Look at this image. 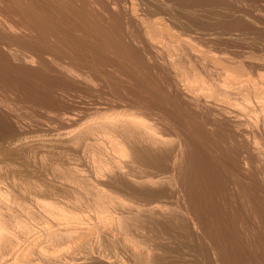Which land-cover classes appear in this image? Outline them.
Segmentation results:
<instances>
[{
	"label": "rangeland",
	"instance_id": "obj_1",
	"mask_svg": "<svg viewBox=\"0 0 264 264\" xmlns=\"http://www.w3.org/2000/svg\"><path fill=\"white\" fill-rule=\"evenodd\" d=\"M128 1L129 0H0V119H1L0 120L1 121L0 122V162H1L0 165H1V167L4 166L7 169V168H9L8 164L13 163L14 165H11V167H15V169H17L18 171H22L23 175L25 174V176H26L25 178L30 176L28 178H29V180L31 179V181L33 183L28 180L29 182H31V184L30 183H26V184L30 185V186L32 185V187L37 185V186H41L43 189L45 186H48V187H50V186L56 187L57 186V188H59V189L60 188L65 189L66 187H67L66 189H68L69 187L67 186V182H66V184H64L62 182H65V180H63V178H64L63 176L66 173H68L70 166H72V165H73L72 167H79L80 166L82 169L85 168V170H88V168H90V166H88V168L86 169L87 166L85 167L84 162L82 161L83 159L80 158L81 154H80V152H78L77 147H74V146L72 147L74 149L76 148L75 151H74V149L72 150V148H70L71 144L68 141L71 139L70 138V137H72L71 135L75 134L78 131L77 129H81V128L83 129L87 126H90V124H92L93 122L95 124L97 123V125H98L99 122L103 123V120H106V119L111 118V117L121 118L122 116L123 117H129V115H130V117L135 116V117H138L139 119L141 118V120H143L144 123H147V125L149 124L150 126L149 125L148 126L152 127L153 130L155 129V131H156L157 128H160L157 130L160 132H157V131L156 132L159 134L161 133L160 134L161 137H164L168 140V138H170V136H171L170 134H172V136L169 140L171 143L170 142L169 143L171 144V146L174 144V147L176 146L175 148L178 147L177 149L179 150V148H180V150H181V151L180 150L178 151L176 149L178 152H181V153H178L179 154L178 155L177 151L175 150L176 153L174 154L175 155L174 161H171L170 163H168V165H169L168 168L170 169L169 170L170 172L168 170H167V172H164V171L161 172L158 169L154 168L153 166H151L149 168L146 166H140L141 168H139L138 170L136 169L137 171H139L138 175L141 173L140 169L143 170V171L141 170L142 175L140 174V176H144V174L146 173V170L148 172H150V170L152 171V170L156 169L153 172H151L154 176L148 172H147V176L149 174H151V176L149 175L148 177H150V178L154 177L152 179V182L153 181L157 182V180H158V182L157 183H155V182L149 183V184L146 183V184H147V186L150 185V187L153 189L154 188L155 189H160V188L162 189L163 188L162 190L166 189V190H164V193H165L164 196L165 197L163 198V195H162V197L161 196L154 197L151 195V193H149V194H145V193L141 194L140 193V194L135 195V193L133 191L126 190L123 185L119 184L118 187H115L113 190L112 189H110V190H112L111 192H114L116 194V195H114V198H117L116 202L118 200L120 201V199H124V200H123V202L120 201V203H118V202L116 203L115 199L113 198V194H112V203L115 202L116 204L114 203L113 204L114 208H112V205L110 206V203H111V201H110L109 206L112 208L111 209L112 211L114 209L113 212L111 211L112 212L111 214H113L116 211L115 209H117V206L122 208V205H123L124 208H122V210H119V208H118L116 211L117 213L115 212L113 214V215H117L118 217L110 215L109 213L108 214L111 216V218L109 216V219L112 221L115 220L116 218H120L121 216L123 217V220L122 219H116L117 221L116 220L114 222L109 221L110 223L108 221H106V224H105V220H103L102 218H105L106 215L108 218V214H100L101 216L99 217L98 216L99 214H96L93 212L97 216L96 217L93 213L87 212L88 210H85L86 211L85 212L84 210L80 209L77 204H73L72 198H70L71 202H70V200H68L66 198L67 202L68 201L70 202V204L67 203V205H69V206H67L65 203L66 199H62L61 200L62 205L60 202V206L62 207L64 204L66 205V206L64 205V207H62L63 209H67L65 207H68V209H70V210H67V211H71L73 208L78 207L76 209H73L71 212H74L75 210H79L77 212L75 211V213L77 214V222H75V223H77V224L79 223V224L78 225L74 224V223H72V225H71V223L69 225L66 224L67 227H69V226L74 227L75 225H76V227L77 226L82 227L81 225H84V223H85V226H83V227L85 229H88V230L81 229V231H83V232L85 231L84 233H86L87 236L86 235H85L86 237L84 236L86 239L83 238V236H81L83 233L81 234V231H79V229H77L76 231H79L80 235H79V233H77L78 235L73 234L74 236H72V237H74V238H71V240L66 238L65 241H63V243L60 244L61 247L57 246L56 249L55 248H53L51 250L49 249L50 250V252L48 250L49 254L54 252L53 255L51 254L50 256L54 257V254H56L55 256H58L57 258L60 257L61 260L64 259V261H65L67 259L65 261L66 263L62 260V263H65V264H67V263L68 264H75V263L76 264H82V263L83 264H118V263L119 264H131V263L132 264H153V263L154 264H223L224 263L225 264L227 261L228 262L226 264H264V197H263L264 196L263 195L264 194V191H263L264 190V176H263L264 175V147H263L264 146V139H263L264 138V130L263 129L264 128L263 127L264 126L261 127V124L264 122V120H262L263 121L262 123H258V121L263 119V117L258 115L259 112L256 115L257 107L254 105V103L253 104L251 103V104L254 105L256 108H254V106H252V105H249V106H252L251 108L246 106L247 112H248L247 113L245 111L246 110L245 105H242V103H241L243 101L237 97L238 100H240V101H238L237 98L235 97L234 104L237 101V103L235 104L236 106L233 104V100L231 101V103H230V101L229 102L227 101V102H228V106L230 104V107L233 105L235 107H237V108H235V107L234 108L238 109L239 113H238V110H235L234 108H233L234 110L231 109L232 107L231 108L229 107L230 109H228V110L233 111L235 113H238V114H236L237 116H239L238 118H241L242 117L241 114H243V111H245L247 113V115L244 112V114H243L244 119L243 118H241V119H243L244 121L246 120L245 123L246 122L247 123L245 124L243 120L242 121L240 120L241 121V124H240L239 119L237 118V120H236L235 117L234 118L229 117V119H231V121H230V120H228L227 115L221 113L220 105L215 104L216 105L215 106L213 103V100H211L209 98L211 101L210 102L208 100V97H207V99H205L206 95H209V93H210V92L208 93L207 91H209L211 89L214 90V88L212 86L213 83H211V82H219V80H221V78L223 81L226 79V76L227 77L229 76L227 74L228 72L224 73L223 71H220L222 69L223 63H222V61L221 62L217 61L215 59V57H218V55H219V57L222 55L221 57H223V58L226 56H227V58L239 56V58L240 57L241 58L240 59L238 58V60H242V61H245V60L249 61L250 60L253 62H257L258 59H260V58L262 59V57H264V42H263L264 41V39H263L264 38V25H263L264 24V13H263L264 12V6H263L264 3H263V0H262V2L260 0L259 1L258 0H251V1L250 0L249 1H247V0H234V1L233 0H220V4L217 5L218 8H216L217 10L214 8V10H216L217 12L214 11L213 9H211V7H209V8L207 7V8H203V11H200L202 9L198 10L200 13L197 12V10H196L195 13H197V14L192 13L193 16L189 13H186V12L184 13L182 11H178V10L174 9L173 10L174 15H171V17L165 16V15H162V17H161V15L157 16V17H161L164 21H166V22H164V21L163 22L166 23L164 25H167L166 28L169 31V32L167 31L166 34L162 35L161 37H159V36L157 37L154 34L150 35L149 31L151 29L150 30L147 29L148 28L147 25L150 24V20L147 18H149L151 16V15L149 16V14H151L149 12L153 11V8H151V10L149 9L150 11L147 9L149 12H146L147 13L146 14L145 11L143 12V10H142L143 6H138V8L135 6L138 4L141 5L140 4L141 1H140V3H138L139 0H133L136 2L135 3L132 0H130L132 2V4H134L133 5L134 7L132 6V4H130L131 2L130 1L128 2ZM124 2H125V4H123ZM126 4H127V6H126ZM122 6H124V7H122ZM131 6L133 7L132 9H131ZM135 7L137 9L136 12H138L139 14L133 11V9L135 10ZM228 7H229L230 13L228 12ZM230 7H232V8L234 7V8L230 9ZM125 8H126V10H125ZM138 9H141V10H138ZM208 9L209 10L211 9V11H208ZM114 10H117V11H114ZM231 10H234V12ZM130 11H133L136 14V16L132 15L133 12H130ZM210 12H213V13L210 14ZM175 13L178 15L180 14L179 16H181V15L182 16L178 18V15H176ZM122 14H123V16H122ZM198 14H200L201 16ZM238 14L240 16H238ZM185 15H186V17H184ZM145 16H146V18H145ZM216 16H217V18H216ZM235 16L236 17L238 16L240 18L239 19L237 17L242 25H244V26L247 25L245 27L246 29L244 27H242V25H239V27L241 26L240 28L237 27L238 25L233 26L232 22L235 20H238ZM241 16H244V17H241ZM134 17H135V19H134ZM142 17H144V19ZM167 17H169V18H167ZM229 17H231V18L229 19ZM125 18H127V19H125ZM140 18H142L143 20L142 19L140 20ZM186 18H187V20H186ZM145 19H147V20H145ZM171 19H175V20H171ZM194 19H197V20H194ZM138 20H139V22H138ZM202 20H204V21H202ZM119 21H121V22H119ZM144 21H145V23H144ZM146 21H147V23H146ZM188 21H190V22H188ZM191 21H193V22H191ZM220 21H222V22H220ZM127 22H128V24H127ZM177 22H180V23H177ZM227 22H228V25L231 26V28H232V26L235 28L231 29L230 26H228V25L226 27ZM247 22L248 23L252 22V24L251 23L247 24ZM254 23H256V24H254ZM258 23H260V24H258ZM142 24H143V26H142ZM198 26H199V28H198ZM139 27H141V28H139ZM212 27H214V28H212ZM224 27H226V28L224 29ZM228 27L230 29L229 31H228ZM236 27L239 29H237ZM247 28H249V29H247ZM170 30H171L172 34H171ZM174 33H175V36L177 37L176 39L178 40V38H180L181 39V40L179 39L180 41H177L175 39ZM236 33H237V36H236ZM240 34H242V35H240ZM258 34H259V36H258ZM185 36H186V38H185ZM192 36L194 38H192ZM235 37H237L238 40ZM216 38H217V40H216ZM232 39H234V40H232ZM190 40L194 44L191 43ZM169 42H171V45H169ZM181 42H183V43L181 44ZM172 43H174V44L176 43L175 47H173L174 45ZM177 44H178V46H176ZM189 44H193V45H191V47H190ZM107 45H109V47ZM187 45H188V47H186ZM148 46H150V47H148ZM169 46H171V50L169 49L170 48ZM181 46L186 47V49L188 48V50L192 49L193 47L194 48H193V50H190L188 53V50H186V49L184 50V47L182 49ZM130 47H131V49H130ZM141 47H142V49H140ZM147 47H148V49H147ZM173 48L174 49L177 48L178 50L180 48L182 49V50L181 49L179 50L180 52L179 51L175 52L176 57L174 55H172L173 54V51H172ZM131 50H132V53H131ZM135 50H137V51H135ZM195 50H197V51H195ZM210 50H212V51H210ZM150 51H151V54H150ZM181 51H182V53H181ZM185 52H187L189 54L188 55L186 53L188 56H190V55L193 56L194 54L192 52H194L196 55L193 56V58H192V56L188 57L187 55H185ZM196 52H198V53H196ZM242 52L245 54H243ZM178 53L179 54L184 53V54L179 55ZM201 53L203 54V56ZM215 53L217 55H215ZM129 54H131L132 56ZM168 54H170L171 56ZM210 54H212V55H210ZM32 55H33V57H32ZM178 55L180 56V61L177 58V57H179ZM25 56H26V58H25ZM147 56H148V58H147ZM169 56L172 58L170 59ZM186 56L188 57L187 58L188 60L186 59ZM201 56H202V58H201ZM209 56L210 57L212 56V57L210 58ZM213 56H215V57H213ZM183 57H184V59H183ZM194 57H195V59H194ZM51 58H53V59H51ZM54 58L56 59L55 60L56 62L53 61ZM175 58H177V59H175ZM169 59L172 61L169 62ZM191 59H193L194 62L196 60V62L192 63L193 60H191ZM197 59L200 62L202 61L204 63V61H205L206 63L203 64L201 62L202 64H200L199 62H197ZM256 59H257V61H256ZM174 60L175 61L177 60L176 63L183 62L182 65L179 64L181 67L178 66ZM181 60H184V61H181ZM206 60L209 61V63ZM189 61L191 62V64ZM58 62H60V63H58ZM172 62H174V63H172ZM217 62H218V64H217ZM69 63H70V65H69ZM210 63L211 64L213 63L212 64L213 70H212V67H210V66H212V65H210ZM219 63H222V64L219 65ZM138 64H140V65H138ZM144 64H145V66H144ZM153 64H155V65H153ZM183 64L186 65L185 67H187V68H185ZM192 64H193V66H192ZM199 64L202 65L201 68L202 67L204 68V66H206V64H207L206 71H204L205 68L204 69L202 68V70H201L200 66L199 67L197 66ZM85 65H87L88 68ZM216 65H218V66L215 67ZM62 66H65V67H62ZM177 66H178V68L184 67L186 71L183 69H180V68L178 69ZM59 67H61V68H59ZM93 67L96 69L94 70ZM194 67H195V69H194ZM208 67H210V70L212 72L209 71ZM214 67H215V69H214ZM72 68H73V70H72ZM148 68L149 69L151 68V69L149 70ZM175 68H176V70H175ZM142 69H143V72H142ZM197 69H198V71H197ZM82 70H84L85 73H84V71L82 72ZM96 70H97V72H96ZM179 70H181L182 72ZM214 70L215 71L217 70L218 72H215ZM174 71H177V74H175L176 72H174ZM193 71H194V73L195 72L196 73L192 74ZM203 71H204V73H202ZM207 71H209V72H207ZM213 71L215 72L216 75L214 74ZM197 72H199V74L202 73V75L200 74L201 76L199 77L198 76L199 74ZM210 72H211V74H210ZM219 72H220V74H218ZM222 72L224 73V75ZM65 73H67V74H65ZM68 73H70V74H68ZM98 74H99V76H98ZM172 74L175 76H173ZM196 74H198L197 75L198 78L196 77ZM204 74H206V75H204ZM225 74H226V76H225ZM76 75H78V76H76ZM147 75L150 77H148ZM159 75H161V76H159ZM97 76H98V79H96ZM206 76L208 78H206ZM215 76L218 77V78L216 77L218 80L215 78ZM223 76H225V79L223 78ZM67 77H68V79H67ZM101 77H104V79ZM139 77H142V78H139ZM147 77H148V79H147ZM155 77H156V79L158 78L157 81L160 80L161 83L160 82L158 83L156 81ZM172 77H173V79H172ZM183 77L185 79H183ZM195 77H196V81L193 80V79H195ZM201 77H203L205 79L202 82H200L201 81L200 79H203ZM210 77L212 79H210ZM197 79H199V80H197ZM101 80L103 82L105 80L106 81H105V83H103V82H101ZM147 80H149L150 82H148ZM189 81H191V84ZM206 81H207L208 85H206L207 83H203ZM94 83H96V84H94ZM200 83H203V85L205 84L207 88L205 87V85L200 86ZM159 85H161V86H159ZM194 85H196L195 88H194ZM153 87L155 90L153 89ZM174 87H175V89H174ZM199 87L200 88L205 87V88L201 90ZM167 88H169V89H167ZM178 88H179V90H178ZM142 89H144V90H142ZM159 89H160V91H163L162 94L159 91ZM176 89H177V91H176ZM199 89L201 91L206 90V91H204V94H205V92H207L208 94L206 93L205 97H203L204 96L203 92H201ZM171 90L173 92H171ZM192 90L194 92V95L197 92H198L197 95L199 94V92H201L199 94V96L200 95L201 96L199 97L198 101L195 99L197 97H195L194 95L192 96V94L190 93V91H192ZM147 91H148V93H147ZM153 91L154 92L156 91V92L154 93ZM141 92H143V93H141ZM145 93H146V95L148 94L147 95L148 98L146 97ZM188 93H190V94H188ZM116 94H118V95H116ZM177 94H179V95H177ZM139 95H141L142 97L141 96L139 97ZM161 95L163 96V98H161L162 97ZM170 95L172 97H170ZM187 95H188V97H187ZM117 97H120V98H117ZM123 97H125V98L127 97L126 98L127 100L123 99ZM131 97L132 98L134 97V98L132 99ZM137 97H138V99H137ZM181 97H183V98H181ZM89 98L93 99V101L90 100ZM221 98H222V96H221ZM163 99H164V101H163ZM222 99L226 100L225 98H222ZM130 100L132 101V103ZM138 100L140 103L138 102ZM194 100H196L197 102ZM202 100L203 101L205 100V102H203ZM98 101L101 102V104ZM199 101H201L200 103L202 105L199 103ZM144 102H146V103H144ZM143 103H144V105H143ZM167 103H169V104H167ZM178 104H179V106H178ZM245 104H247V103H245ZM167 105H169V106L167 107ZM174 105L175 106L177 105L178 107L182 106L183 108L182 107H180V109L177 107L175 108ZM186 105L188 108L186 107ZM210 105H212V107ZM147 106H149V107H147ZM213 106H215L216 108ZM228 106H226V103H225V105H223V107H228ZM193 107H194V109H193ZM120 108H122V109H120ZM144 108H145V110H143ZM199 108H200V110H199ZM211 108H213V109L215 108L216 110L215 109L213 110ZM189 109H191V110H189ZM119 110H123V111H119ZM108 111H110V112H108ZM133 111H135V112H133ZM167 111H168V113H167ZM202 111H204V113ZM207 111H208V116H207ZM90 112H92V113H90ZM187 112H188V114H187ZM211 112L212 113L214 112V113L212 114ZM252 112H254V113H252ZM195 113L199 117L196 116ZM217 113L219 115L221 114L220 116L223 118L222 123L224 122L225 126L228 125L227 123H230L227 126L228 129L229 128L231 129L234 127L233 129L235 131H232V129L231 130L229 129V130L231 132L235 133L234 135H236V139L238 138V140H237V142H235V144H237L238 146L240 145L239 147H241L240 148L241 152L238 151V153H237L238 160L236 159L237 157H235L234 159H236V160L233 161L230 159V157H229V159H228V157H225L226 154L224 155L223 153L222 154H219L220 152L218 153V145L216 143V138L213 135L214 129L217 130V128H215L216 122L213 123V121H216V119L220 118L219 122H221L222 118ZM251 113H252V115H251ZM78 114L80 116H78ZM253 114H255L254 115L255 117L253 116ZM3 115H4V117H3ZM249 115H250V119H245V116H246V118H249V117H247ZM189 116H191V117H189ZM214 116L216 117V119H214L215 118ZM251 116H252V118H251ZM256 116H257V118H256ZM171 117H173V119ZM195 117L196 118L198 117V119H196ZM86 118H88V119H86ZM224 118H226V119H224ZM175 119H176V121H175ZM208 119H209V121H208ZM184 120L188 121L187 122L188 124ZM190 121L195 122L196 124H198V126L196 124H194L193 122L191 123ZM150 122H152V123H150ZM205 122H206V124H205ZM235 122L238 123L239 125L236 124ZM252 122L253 123L255 122L257 124H253ZM76 123H77V125L74 126ZM101 123H99V124H101ZM231 123H233V124H231ZM185 124H187V125H185ZM192 124H194V125H192ZM234 124L236 126H234ZM258 124L260 125V127ZM184 125L186 126V129H185ZM211 125H212V127L209 128V126H211ZM230 125H231V127H229ZM241 125H243V126L249 125V126H246L247 127V129H246L245 126L243 127ZM250 125L251 126L252 125H256V126L258 125V127H257L258 129H256L255 126L251 127ZM263 125H264V123H263ZM91 126H93V125H91ZM191 126H194V127L196 126V128L202 126L203 129L206 128L205 132L207 131V133L209 134L210 137H212V139L215 138V140H214L215 142L213 140L210 141V139L208 141H205V142H209V145H207L205 143L206 145H204V150H206V153H208V155L211 156V158L214 160V163L216 161L215 164H217V163L220 164V166H219V164H217L219 166L218 170H220L222 168L221 166H223V168L220 171H218V173L220 172L219 177L222 181L225 182V184L222 185V187H221L220 191L222 193L220 192V196L218 195V197H217L218 199L220 197L223 202L221 200H219V203H218V199H216V201H215L217 206L220 205L219 206L220 212H221L220 215H214V214L204 215L202 213L200 214L199 210H197L198 208L194 204L195 201L190 200V199H194L191 195L193 193L192 190H190L191 187L188 186L187 185L188 183L186 182V180L182 179V177H181L182 170L184 168V159L183 158H185V153H187V150H188V147L190 144L189 141L191 140V137H192L191 131H192V129H194V127H191ZM174 127H175V130H174ZM177 127H178V129H177ZM188 127H191L192 129H190ZM261 128L263 131L261 130ZM72 130L74 131V133ZM239 130H240V132H239ZM260 130L262 132H259ZM173 131H175V132H173ZM210 131H212V132H210ZM219 131H220V129H219ZM67 132H68V134H67ZM167 132H168V134H167ZM253 132H254V134H253ZM258 132H259V134L261 133L263 136L261 134L259 135ZM164 133H166V134L164 135ZM181 135H182V137H181ZM178 136H180L181 138ZM66 137H67V139H69L68 141L66 140ZM187 137L189 140L187 139ZM61 140H62V142H61ZM48 141H49V143H48ZM187 141L189 142V144L187 143ZM244 141L248 145H246ZM256 141H257V144L256 145L253 144V142H256ZM65 142H67V144ZM175 142H176V144H175ZM227 142H228V140H226L224 143L227 144L228 146L229 145L231 146L233 144L231 141H230L231 144L229 142L228 143ZM243 142H244V144H243ZM185 143H187V144H185ZM210 143L213 145H211ZM47 144L49 146L50 145L51 146L49 147ZM64 144H65V146H64ZM69 144H70V146H69ZM214 144H216L217 146L214 147ZM250 144L254 148H252ZM141 145L145 146L144 144H140L139 146L142 147ZM219 145H221V144H219ZM244 145H246L248 147L245 148ZM205 146H207L210 151ZM209 146H213L214 148L209 147ZM242 146H244V148ZM51 147H52V149H51ZM64 147H66L70 151V152L68 151L69 155L65 151L66 148H64ZM242 148H243V150H242ZM261 148H263V149H261ZM22 149H23V151H22ZM47 149H49V150H47ZM55 149H57V150H55ZM59 149H60V151H59ZM61 149H62V151H61ZM215 150H216V152H215ZM255 150H257V151L255 152ZM12 151L15 154H13ZM39 151H41V152H39ZM182 151H184V152H182ZM247 151H250V152H247ZM10 152L12 153V156H10V154H11ZM23 152H24V154H23ZM74 152L77 154H75ZM29 153H30V155H29ZM70 153L73 154L75 157H77L76 155H78L79 157H77V158H79V159L76 158V161H74L75 157L72 155L73 157L71 156V158H70V155H71ZM183 153H184V155H183ZM239 153H241V154H239ZM249 153L251 154L249 156L250 158L247 157V159H246V155L248 156ZM252 153H253V157H252ZM259 153L261 155L262 154L263 155L261 156ZM21 154H23L24 157ZM218 154L221 156H219ZM32 156H34V157H32ZM51 156L53 159L51 158ZM179 156H180V158H179ZM30 157H32V158H30ZM66 157H68L69 159ZM257 157H258V159H257ZM72 158H73V160H71ZM240 158H242V159H240ZM220 159L222 161L223 160H226V161H224V163H222V162H220ZM66 160L69 162H67ZM79 160L82 161V163H83L82 166L78 165L81 163V162H78ZM127 160H128L127 157H122V161L125 164L128 163ZM176 160H177V162H175ZM242 160L244 163H246L245 162L246 160H248V161L250 160V162H248L247 164L244 165V163L241 162ZM253 160L254 161L258 160V161L254 162ZM27 161L29 162V165H28ZM51 161H53L55 163H53ZM70 161H73V163L75 162L74 164H76V165H74L73 163L70 164ZM238 161L240 162L239 163L240 165L238 164ZM56 162L58 163V165L60 167L57 165H56L57 167L55 166V164H57ZM172 162H173V166L171 164ZM226 162H227V164L228 163L229 164L227 165ZM66 163H69V164H66ZM234 163H236V164H234ZM256 163L258 165H256ZM47 164H48V166H47ZM50 164H51V166H53V167L55 166V167L50 168L51 167ZM52 164H54V165H52ZM174 164L176 166H174ZM24 165H27V166H24ZM42 165H44V167H46L47 169L43 168ZM67 165H68L69 169L65 167ZM128 165L131 166V164H128ZM253 165H255V166H253ZM38 166H40V167H38ZM62 166H63V168L64 167L66 168L65 171L61 172V174H63V176H61L59 174L60 172H58L59 170L60 171L64 170L62 168ZM129 166L127 167V169L130 168ZM135 166L139 167L138 165H135ZM170 166L172 167V169ZM232 166L235 170L233 168H231ZM4 167H3L2 171H6V169ZM36 167H37V169H36ZM58 167L62 168V169H59ZM142 167L143 168L146 167V168L143 169ZM261 167H263V168H261ZM55 168H58L59 170L55 169ZM229 168H230V170H229ZM92 169H89L88 171L90 172ZM105 169L107 171L105 174H108L110 169L107 167H104L102 172H105L104 171ZM244 169H245V171H244ZM51 170L52 171L58 170L57 171L58 173L55 171V173L52 172V174H51V172H49ZM157 170L166 176H164L162 174H160V175L156 174V173H159ZM27 172L29 174L28 176L26 175ZM34 172H35V174H34ZM231 172H232V174H230ZM260 172H262V173H260ZM57 174H58V176H57ZM240 174H241V177H240ZM47 175H48V177H47ZM59 175L62 177V181H61V177ZM156 175H159V176H156ZM49 176H51V177H49ZM54 177L59 178L61 182L58 183L57 181L59 179L58 180H57V178L53 179ZM165 177H166V180H164ZM167 177L169 180H172L174 182V184H172L173 183L172 181H169V184H168ZM180 177H181V179H180ZM51 178L53 181L51 180ZM237 178L243 179V180H240V182H241L240 186L238 185L239 183L237 184V182L239 181ZM246 178H247V180H246ZM44 179L46 180V182ZM130 179L132 181L133 180H137V181L135 183V181L132 182V181H130ZM235 179H237V181ZM259 179H260V182H259ZM39 180H40V182H39ZM162 180H164L165 183ZM182 180L184 181V183L186 182V184L182 183ZM128 181L131 184L139 186L138 182L141 180L129 178ZM159 181H160V184H159ZM7 182L9 184V181H7ZM35 182H37V184ZM54 182H55V185L57 184L56 186L53 185ZM46 183H47V185H46ZM61 183L65 185V188H63L64 185L61 186L62 185ZM230 183L231 184L233 183V184L231 185ZM245 183L247 185L246 188H245V186H246ZM8 184H7V186L3 184L2 187L6 186L4 188L6 190H8V193H10L12 191V189H15V188L13 187L12 183H10L11 184L10 186ZM16 184H19V182ZM34 184H36V185H34ZM48 184H50V185H48ZM152 184H155L154 187L152 186ZM241 185H245L244 186L245 189ZM165 187H167V188H165ZM4 188H2V189L5 190ZM9 189H10V191H9ZM185 189H188V192ZM189 190L191 192H189ZM249 190L251 191V193ZM248 191H249V193H248ZM260 191H263V192H260ZM166 192H167V194H166ZM227 192H229V193H227ZM246 192L248 195L246 194ZM11 193L13 194L14 192L12 191ZM224 194H226V195H224ZM251 194H253V195H251ZM189 195H190V197H189ZM228 195L230 197L229 199H227ZM118 196H120L121 198ZM221 196H223V197H221ZM246 196H248L249 198ZM251 196L255 199L250 200ZM240 197L242 198L243 201L241 200ZM28 199H29V197L26 199V201L24 199L25 205H29L30 202L33 203L32 200H30V199L28 200ZM40 199H42V196H40ZM226 199H227V201L224 202V200H226ZM126 200L128 201V203H129V201H131V203H129V204H130V206H133L134 210L133 209H131V210L126 209L125 210V204H127V202L125 203ZM183 200H185V201H183ZM253 201H254V203H253ZM259 202H260V204L263 203V204H261L262 206L258 205ZM32 203H31V205L33 206ZM71 203L75 207L71 206ZM121 203H123V204H121ZM136 203H137V205H136ZM246 203H247V205H246ZM129 204L126 205V208L129 207ZM148 204H151V205L149 206ZM114 205H117V206H114ZM134 205L136 207H134ZM156 205H157V207H156ZM225 205L228 207H226ZM70 206L73 208H71ZM138 206H140V207H138ZM147 206H148V208H147ZM153 206H155L156 210H155V208L153 210ZM137 207L143 208V210L137 209ZM190 207H192V208L190 209ZM257 207L261 208V211H258L260 209ZM129 208H132V207H129ZM150 208H152V210ZM223 208H225V209H223ZM144 209H146L148 211H146ZM80 210H81V213H83V215L86 217V219L84 217H82L81 213H78V212H80ZM189 210H190V212H189ZM255 210H257V211H255ZM20 211H21L20 209H18L19 213H17L15 211L17 213V217L19 219L26 218V217H24V214H20L21 213ZM118 211H120L121 213H123V212L124 213L123 214L120 213V217H119ZM130 211H131V213H130ZM140 211H142L141 216L140 215L136 216L138 214V212H140ZM191 211H194V212H191ZM195 211H198V213ZM134 212H137V213L134 215ZM149 212L152 213V214L150 213L151 216L149 214H147ZM86 213H87V215H86ZM89 213H91V214H89ZM125 213L127 215L129 214V215L134 216V217H139V220H137L138 218L135 219L129 215H128V218H126L127 215L124 216ZM144 213H145V215H144ZM187 213H188V215H187ZM222 213H225V214H222ZM18 214H20V215H18ZM39 214L40 215L36 214V216H38L36 221H38L39 223H41V222L46 223L47 222L49 224L52 223V225H55V224L58 225V223L64 218V216H63V218L60 217L61 220L59 221V220L51 219V217L49 218L47 215H42L43 213H39ZM66 214H69V213H66ZM66 214H65V216H68ZM76 214H73V215H75V217H76ZM79 215H81V216H79ZM89 215H91V216L93 215V218L91 216L88 218L92 219L96 223V226L98 225L99 227L98 226L97 227L100 228V230L98 231V228L95 226L97 228L98 234H100L99 232H101V234L99 236L97 233L94 234L96 232L95 229H94L95 232L92 231L93 228H95L94 227L95 223L92 221V223H93V226H92V224L90 222L91 220L87 218V216H89ZM39 216L42 218H39ZM46 216L48 217V219H46ZM69 216H71L72 220L76 221L75 219H73L74 217L72 216V214H69ZM78 216L82 217L83 220L85 219L86 222L84 220L83 221L84 223L81 224L82 219L78 218ZM165 217L167 219H164ZM95 218H97V219H95ZM100 218L103 221V222L101 221L102 223L100 222V220L98 221V219H100ZM107 218H105V219L109 220ZM140 218H141V220H140ZM41 219H43V220H41ZM49 219H51V222H49L50 221ZM57 219H59V218L57 217ZM65 219H63L64 221L60 222L61 225L62 224L65 225ZM78 219L81 220V223H80V220H78ZM87 219L90 221H87ZM125 219H126L127 223L129 222V219L131 222L136 220L133 223H138L137 225L139 227L132 226L131 224H133V223L130 224L131 226L129 224H126V222L124 221ZM133 219H135V220H133ZM52 221L53 222L55 221L57 223L54 222V224H53ZM122 221H124V223H122ZM87 222H90V223L87 224ZM98 222H99V224H98ZM119 223H121L122 225ZM43 224L44 223H42L41 225H43ZM139 224L141 225V227ZM41 225L37 224V226H39V227H37L39 230L41 228L43 229V227L46 224H44L43 226H41ZM61 225H59L60 228H61ZM64 225H62V227L66 228V226L64 227ZM108 225H110V226H108ZM87 226L88 227L90 226V227L88 228ZM117 226L119 228H122L121 226H123L127 230L124 229L125 231H123V228L119 229V228H117ZM136 227H137V229L139 228L138 229L139 231L136 229ZM136 230L138 231V233H136L137 232ZM89 231L90 232L92 231V233H90ZM119 231H123V232H119ZM87 232H89V233H87ZM88 234L93 235V236L95 235L94 237H96L97 240L95 238H93V236L90 237ZM133 234H134V236H133ZM143 234L144 235L146 234L145 237ZM129 235H130V238H129ZM136 235H137V237H136ZM77 236H79V237H77ZM88 236L90 237V239L87 238ZM138 236H139V238H138ZM154 237L156 239H154ZM78 238H81V239H79V241H74L75 239L78 240ZM92 238H93V240H92ZM98 238H99V240H98ZM82 239H84L85 241L83 240L84 242H82ZM87 239H89V241ZM80 240H81V242H80ZM90 240H91V242H90ZM93 241H97V242L99 241V242L94 243ZM134 241H136V242H134ZM75 242H77L78 244L76 243L77 244L76 245ZM87 242H88V244L90 242V244L88 245ZM83 243H85V244H83ZM144 243H145V245H144ZM65 244H66V246H65ZM141 244H143V245H141ZM146 245H148V246L146 247ZM63 246H65V248H63ZM139 246H140V248H139ZM124 248L127 250H125ZM80 250L81 251L83 250L82 251L83 253ZM78 251H80V252H78ZM127 251H128V253H127ZM86 252H88V253H86ZM101 253H102V255H101ZM151 255L153 256V258ZM113 256H114V258H113ZM115 256H116V258L117 257L118 258L115 259ZM121 256H122V258H121ZM149 256H151V257H149ZM154 256H156V257H154ZM159 257H160V259H159ZM72 258H74L76 260V262L72 261V260H74ZM70 259H72V260H70ZM93 259L94 260L98 259V260L93 261ZM88 261H89V263H88ZM113 261L115 263H113ZM155 261H157V262H155Z\"/></svg>",
	"mask_w": 264,
	"mask_h": 264
},
{
	"label": "bare ground",
	"instance_id": "obj_2",
	"mask_svg": "<svg viewBox=\"0 0 264 264\" xmlns=\"http://www.w3.org/2000/svg\"><path fill=\"white\" fill-rule=\"evenodd\" d=\"M130 1V0H129ZM128 1V2H129ZM133 1V0H132ZM140 1H141V3H140ZM234 1V0H233ZM247 1H249V0H247ZM251 1V0H250ZM259 1V0H258ZM261 2H262V0H260ZM109 2V1H108ZM111 2V1H110ZM121 2V1H120ZM131 2V1H130ZM133 2H135V1H133ZM241 2V1H240ZM239 2V3H240ZM245 2V1H244ZM255 2V1H254ZM116 3V2H115ZM136 3V2H135ZM138 3H140L141 5H135L137 8H138V6H143V12L145 11V13L146 12H149L150 10H151V8H153V11H150L149 13H151V14H149V18H147V19H149L150 20V24H148L147 25V29H151L150 31H149V33H150V35L151 34H154L155 36H159V37H161L162 35H165L166 34V32L168 31V29L166 28V26L167 25H164V24H166V23H164V22H166V21H164L161 17H162V15H165V16H169V17H171V15H174L173 14V10L174 9H176V10H178V11H182V12H186V13H189V14H191L192 16H193V14L192 13H195L196 12V10H197V12H199L198 10H200V9H202V10H200V11H203V8H209V7H211V9H213L214 10V8L216 9V8H218V6L217 5H219L220 4V0H139L138 1ZM237 3V2H236ZM263 3H264V0H263ZM114 4V3H113ZM118 4V3H117ZM123 4H125V2L123 3ZM130 4H132V2L130 3ZM238 4V3H237ZM255 4V3H254ZM108 5V4H107ZM134 4H132V6H133ZM256 5V4H255ZM126 6H127V4H126ZM131 6V9L134 7H132ZM239 6V5H238ZM264 6V5H263ZM122 7H124V6H122ZM136 7H135V10L133 9V11L134 12H136ZM232 7H230V9H231ZM234 8V7H233ZM232 8V9H233ZM240 8V7H239ZM257 8V7H256ZM117 9V8H116ZM128 9V8H127ZM130 9V8H129ZM149 11H148V10ZM211 9L209 10L208 9V11H211ZM250 9V8H249ZM125 10H126V8H125ZM138 10H141V9H138ZM206 10V9H205ZM217 10V9H216ZM216 10H214V11H216ZM235 10V9H234ZM234 10H231V11H233L234 12ZM114 11H117V10H114ZM133 11H130V12H133ZM245 11V10H244ZM133 12V14L132 15H135L136 16V14ZM140 12V11H139ZM217 12V11H216ZM227 12V11H226ZM225 12V13H226ZM228 12L230 13V11H229V7H228ZM232 12V13H233ZM114 13V12H113ZM119 13V12H118ZM136 13H138V12H136ZM200 13V12H199ZM204 13V12H203ZM213 12H210V14H212ZM219 13V12H218ZM237 13V12H236ZM264 13V12H263ZM131 14V13H130ZM129 14V15H130ZM139 14V13H138ZM142 14V13H141ZM140 14V15H141ZM147 14V13H146ZM176 14V13H175ZM195 14H197V13H195ZM205 14V13H204ZM114 15V14H113ZM127 15V14H126ZM159 15H161V17H157V16H159ZM176 15H178V14H176ZM180 15V14H179ZM178 15V18L179 17H181V16H179ZM198 15H200V14H198ZM203 15V14H202ZM222 15V14H221ZM220 15V16H221ZM234 15V14H233ZM247 15V14H246ZM122 16H123V14H122ZM138 16V15H137ZM188 16V15H187ZM196 16V15H195ZM201 16V15H200ZM229 16V15H228ZM227 16V17H228ZM231 16V15H230ZM238 16H240L239 14H238ZM237 16V17H238ZM118 17V16H117ZM140 17V16H139ZM169 17H167V18H169ZM177 17V16H176ZM184 17H186V15L184 16ZM190 17V16H189ZM203 17V16H202ZM213 17V16H212ZM225 17V16H224ZM236 17V16H235ZM236 17V18H237ZM241 17H244V16H241ZM246 17V16H245ZM143 19H144V17H142ZM142 18H140V20L142 19ZM145 18H146V16H145ZM183 18V17H182ZM204 18V17H203ZM216 18H217V16H216ZM231 17H229V19H230ZM239 18V17H238ZM237 18V19H238ZM247 18V17H246ZM121 19V18H120ZM125 19H127V18H125ZM134 19H135V17H134ZM142 19V20H143ZM147 19H145V20H147ZM199 19V18H198ZM240 19V18H239ZM239 19L238 20H235V21H233L232 22V24H233V26L234 25H238L237 27H239V25H242L241 23H240V21H239ZM243 19V18H242ZM137 20V19H136ZM168 20V19H167ZM171 20H175V19H171ZM186 20H187V18H186ZM194 20H197V19H194ZM205 20V19H204ZM204 20H202V21H204ZM218 20V19H217ZM123 21V20H122ZM135 21V20H134ZM133 21V22H134ZM164 21V22H163ZM201 21V22H202ZM207 21V20H206ZM242 21V20H241ZM119 22H121V21H119ZM138 22H139V20H138ZM188 22H190V21H188ZM191 22H193V21H191ZM197 22V21H196ZM200 22V21H199ZM220 22H222V21H220ZM219 22V23H220ZM230 22V21H229ZM259 22V21H258ZM124 23V22H123ZM144 23H145V21H144ZM146 23H147V21H146ZM177 23H180V22H177ZM195 23V22H194ZM203 23V22H202ZM209 23V22H208ZM243 23V22H242ZM251 24H252V22H250ZM250 23H248L247 22V24H250ZM127 24H128V22H127ZM131 24V23H130ZM245 24V23H244ZM254 24H256V23H254ZM258 24H260V23H258ZM195 25V24H194ZM227 25H228V22H227V24H226V27H227ZM264 25V24H263ZM129 26V25H128ZM142 26H143V24H142ZM141 26V27H142ZM169 26V25H168ZM193 26V25H192ZM228 26H230V25H228ZM232 26V28L234 29L235 27H233ZM247 26V25H246ZM246 26H244V25H242V27H246ZM254 26V25H253ZM130 27V26H129ZM133 27V26H132ZM141 27H139V28H141ZM195 27V26H194ZM203 27V26H202ZM226 27H224V29L226 28ZM236 27V28H237ZM241 27V26H240ZM239 27V28H240ZM252 27V26H251ZM144 28V27H143ZM192 28V27H191ZM198 28H199V26H198ZM212 28H214V27H212ZM230 28H231V26H230ZM231 28V29H232ZM239 28H237V29H239ZM263 28V27H262ZM127 29V28H126ZM137 29V28H136ZM223 29V28H222ZM246 29V28H245ZM247 29H249V28H247ZM230 29H229V27H228V31H229ZM135 31V30H134ZM141 31V30H140ZM184 31V30H183ZM191 31V30H190ZM257 31V30H256ZM148 32V31H147ZM169 32V31H168ZM170 32H171V30H170ZM204 32V31H203ZM215 32V31H214ZM217 32V31H216ZM231 32V31H230ZM131 33V32H130ZM136 33V32H135ZM227 33V32H226ZM229 33V32H228ZM257 33V32H256ZM169 34V33H168ZM171 34H172V32H171ZM232 34V33H231ZM136 35V34H135ZM141 35V34H140ZM149 35V36H150ZM184 35V34H183ZM210 35V34H209ZM213 35V34H212ZM240 35H242V34H240ZM137 36V35H136ZM153 36V35H152ZM173 36V35H172ZM174 36H175V33H174ZM190 36V35H189ZM211 36V35H210ZM216 36V35H215ZM232 36V35H231ZM236 36H237V33H236ZM258 36H259V34H258ZM141 37V36H140ZM143 37V36H142ZM179 37V36H178ZM181 37V36H180ZM198 37V36H197ZM242 37V36H241ZM249 37V36H248ZM144 38V37H143ZM148 38V37H147ZM174 38V37H173ZM172 38V39H173ZM177 37L175 36V39H176ZM185 38H186V36H185ZM190 38V37H189ZM192 38H194L193 36H192ZM199 38V37H198ZM203 38V37H202ZM235 38H237V37H235ZM240 38V37H239ZM243 38V37H242ZM141 39V38H140ZM174 39V40H175ZM180 38H178V40L177 41H180L179 40ZM209 39V38H208ZM241 39V38H240ZM251 39V38H250ZM264 39V38H263ZM162 40V39H161ZM188 40V39H187ZM199 40V39H198ZM216 40H217V38H216ZM220 40V39H219ZM218 40V41H219ZM232 40H234V39H232ZM237 40H238V38H237ZM262 40V39H261ZM132 41V40H131ZM191 41V40H190ZM194 41V40H193ZM212 41V40H211ZM221 41V40H220ZM240 41V40H239ZM244 41V40H243ZM146 42V41H145ZM185 42V41H184ZM264 42V41H263ZM137 43V42H136ZM142 43V42H141ZM178 43V42H177ZM183 42H181V44H182ZM191 43H193L192 41H191ZM198 43V42H197ZM229 43V42H228ZM233 43V42H232ZM231 43V44H232ZM238 43V42H237ZM240 43V42H239ZM242 43V42H241ZM131 44V43H130ZM147 44V43H146ZM152 44V43H151ZM174 46L173 47H175V44L174 43H172ZM179 44V43H178ZM178 44L176 45V46H178ZM194 44V43H193ZM193 44H189L190 45V47H191V45H193ZM196 44V43H195ZM246 44V43H245ZM135 45V44H134ZM140 45V44H139ZM142 45V44H141ZM165 45V44H164ZM169 45H171V42H169ZM184 45V44H183ZM201 45V44H200ZM258 45V44H257ZM108 47H109V45H107ZM152 46V45H151ZM158 46V45H157ZM162 46V45H161ZM167 46V45H166ZM180 46V45H179ZM185 46V45H184ZM183 46V47H184ZM246 46V45H245ZM135 47V46H134ZM148 47H150V46H148ZM148 47H147V49H148ZM170 47V48H169ZM168 48L171 50V46H169ZM182 47V46H181ZM183 47H182V49H183ZM186 47H188V45L186 46ZM186 47H184V50L186 49ZM137 48V47H136ZM158 48V47H157ZM194 48V47H193ZM193 48L192 49H190V50H193ZM197 48V47H196ZM206 48V47H205ZM237 48V47H236ZM110 49V48H109ZM112 49V48H111ZM130 49H131V47H130ZM140 49H142V47L140 48ZM139 49V50H140ZM174 49V48H173ZM172 49V51H173V54L172 55H174L175 57H176V53L175 52H178L179 50L177 49V48H175L174 50ZM177 49V50H176ZM181 49V50H182ZM202 49V48H201ZM217 49V48H216ZM242 49V48H241ZM155 50V49H154ZM163 50V49H162ZM176 50V51H175ZM186 50H188V48L186 49ZM190 50H188V53H189V51ZM203 50V49H202ZM205 50V49H204ZM215 50V49H214ZM244 50V49H243ZM261 50V49H260ZM135 51H137V50H135ZM141 51V50H140ZM146 51V50H145ZM165 51V50H164ZM171 51V52H172ZM195 51H197V50H195ZM194 51V52H195ZM201 51V50H200ZM210 51H212V50H210ZM221 51V50H220ZM233 51V50H232ZM239 51V50H238ZM242 51V50H241ZM259 51V50H258ZM29 52V51H28ZM128 52V51H127ZM139 52V51H138ZM148 52V51H147ZM159 52V51H158ZM180 52V51H179ZM194 52H192L194 55L193 56H195L196 54L194 53ZM199 52V51H198ZM198 52H196V53H198ZM203 52V51H202ZM240 52V51H239ZM245 52V51H244ZM131 53H132V50H131ZM134 53V52H133ZM142 53V52H141ZM140 53V54H141ZM181 53H182V51H181ZM180 53V54H181ZM187 52H185V55H187L186 54ZM191 53V52H190ZM191 53V54H192ZM220 53V52H219ZM236 53V52H235ZM243 53V52H242ZM137 54V53H136ZM149 54V53H148ZM150 54H151V51H150ZM153 54V53H152ZM163 54V53H162ZM179 54V53H178ZM179 54V55H180ZM184 54V53H183ZM183 54H181V55H183ZM202 54V53H201ZM205 54V53H204ZM243 54H245V53H243ZM247 54V53H246ZM128 55V54H127ZM129 55H131V54H129ZM135 55V54H134ZM144 55V54H143ZM168 55H170V54H168ZM178 55V56H179ZM184 55V56H185ZM189 55V54H188ZM187 55V56H188ZM200 55V54H199ZM210 55H212V54H210ZM214 55V54H213ZM215 55H217L216 53H215ZM227 55V54H226ZM225 55V56H226ZM257 55V54H256ZM132 56V55H131ZM145 56V55H144ZM171 56V55H170ZM169 56V57H170ZM186 56V59L188 58V57H190V56H192V55H190V56H188L187 57ZM193 56H192V58H193ZM198 56V55H197ZM202 56H203V54H202ZM202 56H201V58H202ZM222 56V55H221ZM219 57V55H218V57L220 58H218V57H215V56H213V57H215V59L217 60V61H219V62H221L222 61V63H219V65L220 64H222V69L220 70V71H223L224 73H227L229 76L227 77L226 76V74H225V76H226V79H225V76H223V78L225 79V80H223L222 81V78H221V80H219V82H211V83H213V88H214V90H209V91H207L208 93H209V95H206V98L205 99H207V97H208V100L210 101V99L211 100H213V103H214V105L216 104V105H220V111H221V113L222 114H225V115H227L228 116V120H230L231 121V119H229V117H235L236 118V120H237V118L239 117V116H237L236 114H238L239 113V110L238 109H235V108H237V107H235L236 105V103H237V101L235 102V104H234V101H235V97L237 98H239V99H241L243 102H241L242 103V105H245V111L247 112V107H252V106H256L257 107V113H256V115L258 114V112H259V116H262L263 117V119H261V120H259L258 121V123H262L263 121L262 120H264V57H262V59L260 58V59H258V61H257V59H256V61L257 62H253V61H250L249 59V61H242V60H238V58H239V56H234V57H229V58H227V56L226 57ZM29 57V56H28ZM32 57H33V55H32ZM42 57V56H41ZM141 57V56H140ZM151 57V56H150ZM155 57V56H154ZM159 57V56H158ZM182 57V56H181ZM210 57V56H209ZM212 57V56H211ZM210 57V58H211ZM25 58H26V56H25ZM37 58V57H36ZM39 58V57H38ZM132 58V57H131ZM138 58V57H137ZM143 58V57H142ZM145 58V57H144ZM147 58H148V56H147ZM146 58V59H147ZM152 58V57H151ZM163 58V57H162ZM166 58V57H165ZM172 57H170V59H171ZM178 59H179V61H180V56L179 57H177ZM177 58H175V59H177ZM237 58V59H236ZM241 58V57H240ZM239 58V59H240ZM35 59V58H34ZM42 59V58H41ZM51 59H53V58H51ZM145 59V60H146ZM157 59V58H156ZM160 59V58H159ZM169 59V62L170 61H172V60H170ZM174 59V58H173ZM182 59V58H181ZM183 59H184V57H183ZM194 59H195V57H194ZM204 59V58H203ZM214 59V58H213ZM246 59V58H245ZM32 60V59H31ZM43 60V59H42ZM49 60V59H48ZM56 59L54 58V60L53 61H55ZM64 60V59H63ZM74 60V59H73ZM136 60V59H135ZM141 60V59H140ZM188 60V59H187ZM191 60H193V59H191ZM201 60V59H200ZM211 60V59H210ZM244 60V59H243ZM37 61V60H36ZM58 61V60H57ZM62 61V60H61ZM79 61V60H78ZM144 61V60H143ZM151 61V60H150ZM175 61V60H174ZM177 61V60H176ZM176 61H175V63H176ZM181 61H184V60H181ZM207 61V60H206ZM255 61V60H254ZM30 62V61H29ZM52 62V61H51ZM56 62V61H55ZM137 62V61H136ZM141 62V61H140ZM147 62V61H146ZM149 62V61H148ZM153 62V61H152ZM168 62V61H167ZM186 62V61H185ZM184 62V63H185ZM188 62V61H187ZM190 62V61H189ZM195 62H196V60H195ZM194 62V60L192 61V63H195ZM197 62H199L200 64H202L200 61H198V59H197ZM208 63H209V61H207ZM212 62V61H211ZM36 63V62H35ZM44 63V62H43ZM58 63H60V62H58ZM57 63V64H58ZM71 63V62H70ZM70 63H69V65H70ZM131 63V62H130ZM143 63V62H142ZM159 63V62H158ZM172 63H174V62H172ZM182 63L183 62H181V63H176L178 66H180L179 64H181L182 65ZM204 63H206L205 61H204ZM203 63V64H204ZM32 64V63H31ZM41 64V63H40ZM56 64V63H55ZM137 64V63H136ZM147 64V63H146ZM149 64V63H148ZM186 64V63H185ZM189 64V63H188ZM187 64V65H188ZM190 64H191V62H190ZM197 65L198 67L200 66V68H201V66L202 65ZM213 64V63H212ZM211 63H210V65H212ZM217 64H218V62H217ZM39 65V64H38ZM138 65H140V64H138ZM153 65H155V64H153ZM152 65V66H153ZM157 65V64H156ZM160 65V64H159ZM164 65V64H163ZM170 65V64H169ZM184 65V64H183ZM86 67H87V65H85ZM137 66V65H136ZM144 66H145V64H144ZM173 66V65H172ZM178 66H177V68H178ZM186 65H184V67H185ZM190 66V65H189ZM188 66V67H189ZM192 66H193V64H192ZM218 65H216L215 67H217ZM40 67V66H39ZM62 67H65V66H62ZM67 67V66H66ZM71 67V66H70ZM85 67V68H86ZM95 67V66H94ZM93 67V68H94ZM149 67V66H148ZM169 67V66H168ZM175 67V66H174ZM181 67V66H180ZM179 67V68H180ZM182 67V68H180V69H183V70H185V68H187V67ZM196 67V66H195ZM195 67H194V69H195ZM197 67V68H198ZM210 67H212V70H213V65L212 66H210ZM210 67H208L209 68V71H211L210 70ZM215 67H214V69H215ZM59 68H61V67H59ZM83 68V67H82ZM88 68V67H87ZM135 68V67H134ZM137 68V67H136ZM144 68V67H143ZM173 68V67H172ZM178 68V69H179ZM203 68V67H202ZM202 68H201V70H202ZM204 68H205V70L204 71H206V68H207V64H206V66H204ZM203 68V69H204ZM84 69V68H83ZM96 68H94V70H95ZM149 69V68H148ZM151 69V68H150ZM149 69V70H150ZM153 69V68H152ZM158 69V68H157ZM160 69V68H159ZM169 69V68H168ZM167 69V70H168ZM191 69V68H190ZM199 69V68H198ZM198 69H197V71H198ZM217 69V68H216ZM68 70V69H67ZM72 70H73V68H72ZM88 70V69H87ZM174 70V69H173ZM172 70V71H173ZM175 70H176V68H175ZM208 70V69H207ZM66 71V70H65ZM77 71V70H76ZM75 71V72H76ZM84 70H82V72H83ZM89 71V70H88ZM101 71V70H100ZM136 71V70H135ZM138 71V70H137ZM153 71V70H152ZM156 71V70H155ZM179 71H181V70H179ZM178 71V72H179ZM186 71V70H185ZM195 71V70H194ZM194 71L192 72V74H195L194 73ZM204 71L202 72V73H204ZM209 71H207V72H209ZM215 71V70H214ZM213 71V72H214ZM70 72V71H69ZM96 72H97V70H96ZM99 72V71H98ZM142 72H143V69H142ZM174 72H176L175 74H177V71H174ZM182 72V71H181ZM184 72V71H183ZM212 72V71H211ZM211 72H210V74H211ZM215 72H218L217 70L215 71ZM215 72H214V74H215ZM222 72V73H223ZM61 73V72H60ZM64 73V72H63ZM74 73V72H73ZM77 73V72H76ZM80 73V72H79ZM84 73H85V71H84ZM139 73V72H138ZM156 73V72H155ZM167 73V72H166ZM180 73V72H179ZM186 73V72H185ZM198 74H199V72H197ZM202 73H200L201 75H202ZM224 73H223V75H224ZM231 73V74H230ZM65 74H67V73H65ZM68 74H70V73H68ZM140 74V73H139ZM152 74V73H151ZM198 74H196V77H197V75ZM198 75L199 77L201 76V75ZM209 74V73H208ZM218 74H220V72L218 73ZM217 74V75H218ZM64 75V74H63ZM89 75V74H88ZM102 75V74H101ZM173 75V74H172ZM181 75V74H180ZM184 75V74H183ZM204 75H206V74H204ZM216 75V74H215ZM76 76H78V75H76ZM98 76H99V74H98ZM98 76H97V78L96 79H98ZM148 76V75H147ZM159 76H161V75H159ZM169 76V75H168ZM173 76H175V75H173ZM193 76V75H192ZM208 76V75H207ZM206 76V78H208ZM210 76V75H209ZM219 76V75H218ZM221 76V75H220ZM81 77V76H80ZM86 77V76H85ZM88 77V76H87ZM148 77H150V76H148ZM148 77H147V79H148ZM154 77V76H153ZM158 77V76H157ZM167 77V76H166ZM186 77V76H185ZM188 77V76H187ZM196 77H195V79H193L194 81H196ZM217 76H215V78H216ZM92 78V77H91ZM101 78H103L104 79V77H101ZM139 78H142V77H139ZM145 78V77H144ZM159 78V77H158ZM157 78V79H158ZM180 78V77H179ZM194 78V77H193ZM198 78V77H197ZM201 78H203V77H201ZM218 78V77H217ZM216 78V79H217ZM67 79H68V77H67ZM89 79V78H88ZM151 79V78H150ZM155 79H156V77H155ZM157 79H156V81H157ZM166 79V78H165ZM172 79H173V77H172ZM181 79V78H180ZM183 79H185L184 77H183ZM200 79V78H199ZM199 79H197V80H199ZM210 79H212L211 77H210ZM220 79V78H219ZM145 80V79H144ZM171 80V79H170ZM177 80V79H176ZM175 80V81H176ZM182 80V79H181ZM180 80V81H181ZM192 80V81H193ZM201 81L200 82H202L203 80H205L204 78L203 79H200ZM207 80V79H206ZM209 80V79H208ZM218 80V79H217ZM78 81V80H77ZM76 81V82H77ZM88 81V80H87ZM91 81V80H90ZM99 81V80H98ZM106 81V80H105ZM105 81L103 82L102 80H101V82H103V83H105ZM148 82H150L149 80H147ZM154 81V80H153ZM178 81V80H177ZM183 81V80H182ZM211 81V80H210ZM213 81V80H212ZM216 81V80H215ZM222 81V82H221ZM93 82V81H92ZM145 82V81H144ZM147 82V83H148ZM158 83L160 82V80L159 81H157ZM163 82V81H162ZM173 82V81H172ZM190 82V84H191V81H189ZM199 82V81H198ZM81 83V82H80ZM152 83V82H151ZM161 83V82H160ZM203 83H207V81L206 82H203ZM203 83H200V86H202L203 85ZM210 83V84H211ZM77 84V83H76ZM94 84H96V83H94ZM146 84V83H145ZM149 84V83H148ZM153 84V83H152ZM175 84V83H174ZM179 84V83H178ZM186 84V83H185ZM82 85V84H81ZM99 85V84H98ZM103 85V84H102ZM154 85V84H153ZM176 85V84H175ZM180 85V84H179ZM205 85V84H204ZM203 85V86H204ZM206 85H208V83L206 84ZM206 85H205V87H206ZM84 86V85H83ZM145 86V85H144ZM156 86V85H155ZM159 86H161V85H159ZM163 86V85H162ZM166 86V85H165ZM168 86V85H167ZM170 86V85H169ZM172 86V85H171ZM186 86V85H185ZM195 86L196 85H194V88H195ZM184 87V86H183ZM204 87V88H205ZM211 87V86H210ZM209 87V88H210ZM90 88V87H89ZM100 88V87H99ZM140 88V87H139ZM138 88V89H139ZM148 88V87H147ZM146 88V89H147ZM160 88V87H159ZM180 88V87H179ZM179 88H178V90H179ZM190 88V87H189ZM200 88V87H199ZM204 88H200L201 90L202 89H204ZM207 88V87H206ZM208 88V89H209ZM212 88V87H211ZM153 89H154V87H153ZM163 89V88H162ZM167 89H169V88H167ZM174 89H175V87H174ZM184 89V88H183ZM199 89V90H200ZM142 90H144V89H142ZM155 90V89H154ZM164 90V89H163ZM190 90V89H189ZM194 90V89H193ZM193 90L192 91H190V93L192 94V96L194 95V92H193ZM200 90V91H201ZM159 91H160V89H159ZM165 91V90H164ZM176 91H177V89H176ZM204 91H206V90H203V91H201V92H203V97H205V94L207 93V92H205V94H204ZM96 92V91H95ZM144 92V91H143ZM143 92H141V93H143ZM154 92V91H153ZM156 92V91H155ZM154 92V93H155ZM161 92V94H162V92L163 91H160ZM166 92V91H165ZM164 92V93H165ZM171 92H173L172 90H171ZM185 92V91H184ZM187 92V91H186ZM196 92V91H195ZM201 92H199V94L201 93ZM147 93H148V91H147ZM153 93V94H154ZM167 93V92H166ZM177 93V92H176ZM190 93H188V94H190ZM198 93V92H197ZM197 93L194 95L195 97H197V98H195L197 101L199 100V97L201 96H199V94L197 95ZM207 93V94H208ZM114 94V93H113ZM187 94V93H186ZM90 95V94H89ZM94 95V94H93ZM99 95V94H98ZM116 95H118V94H116ZM115 95V96H116ZM145 95H146V93H145ZM148 95V94H147ZM147 95H146V97H147ZM156 95V94H155ZM160 95V94H159ZM158 95V96H159ZM165 95V94H164ZM177 95H179V94H177ZM185 95V94H184ZM105 96V95H104ZM108 96V95H107ZM114 96V97H115ZM125 96V95H124ZM134 96V95H133ZM141 95H139V97H140ZM154 96V95H153ZM162 96V95H161ZM221 96H222V98H225L226 100H224V99H222L221 98ZM13 97V96H12ZM142 97V96H141ZM155 97V96H154ZM153 97V98H154ZM170 97H172L171 95H170ZM175 97V96H174ZM179 97V96H178ZM187 97H188V95H187ZM221 99H220V98ZM15 98V97H14ZM117 98H120V97H117ZM127 98V97H126ZM125 97H123V99H126ZM132 98V97H131ZM134 98V97H133ZM132 98V99H133ZM136 98V97H135ZM148 98V97H147ZM146 98V99H147ZM161 98H163V96L161 97ZM165 98V97H164ZM181 98H183V97H181ZM186 98V97H185ZM193 98V97H192ZM210 98V99H209ZM232 98V99H231ZM238 98H237V100H238ZM90 99V98H89ZM88 99V100H89ZM108 99V98H107ZM116 99V98H115ZM114 99V100H115ZM137 99H138V97H137ZM136 99V100H137ZM140 99V98H139ZM157 99V98H156ZM168 99V98H167ZM231 99V100H230ZM90 100H92L93 101V99H90ZM95 100V99H94ZM98 100V99H97ZM109 100V99H108ZM111 100V99H110ZM121 100V99H120ZM127 100V99H126ZM129 100V99H128ZM141 100V99H140ZM162 100V99H161ZM166 100V99H165ZM170 100V99H169ZM181 100V99H180ZM188 100V99H187ZM196 100H194V101H196ZM233 100V104L235 105H233V106H231L230 107V104H229V106H228V102L230 101V103H231V101ZM123 101V100H122ZM131 101V100H130ZM149 101V100H148ZM153 101V100H152ZM160 101V100H159ZM163 101H164V99H163ZM196 101V102H197ZM203 101V100H202ZM208 101V102H209ZM228 101V102H227ZM238 101H240V100H238ZM99 102V101H98ZM124 102V101H123ZM135 102V101H134ZM138 102H139V100H138ZM168 102V101H167ZM186 102V101H185ZM190 102V101H189ZM201 101H199V103H200ZM203 102H205V100L203 101ZM211 102V101H210ZM92 103V102H91ZM100 104H101V102H99ZM109 103V102H108ZM121 103V102H120ZM131 103H132V101H131ZM140 103V102H139ZM144 103H146V102H144ZM144 103H143V105H144ZM151 103V102H150ZM160 103V102H159ZM193 103V102H192ZM225 103H226V106H228V107H223V105H225ZM245 103H247V104H245ZM254 103V105H252V104ZM94 104V103H93ZM96 104V103H95ZM104 104V103H103ZM122 104V103H121ZM152 104V103H151ZM165 104V103H164ZM167 104H169V103H167ZM171 104V103H170ZM188 104V103H187ZM201 104V103H200ZM223 104V105H222ZM124 105V104H123ZM135 105V104H134ZM133 105V106H134ZM138 105V104H137ZM141 105V104H140ZM147 105V104H146ZM202 105V104H201ZM215 105V106H216ZM249 105H252V106H249ZM99 106V105H98ZM111 106V105H110ZM136 106V105H135ZM151 106V105H150ZM166 106V105H165ZM169 105H167V107H168ZM175 106V105H174ZM178 106H179V104H178ZM177 105L175 106V108L177 107V108H179L180 109V107H182V106H180V107H178ZM185 106V105H184ZM191 106V105H190ZM195 106V105H194ZM211 107H212V105H210ZM215 106H213V107H215ZM247 106V107H246ZM254 106V108H256ZM124 107V106H123ZM147 107H149V106H147ZM186 107H187V105H186ZM207 107V106H206ZM218 107V106H217ZM233 109L234 107V109L235 110H238V113H235V112H233V111H230V110H228V109ZM240 107V106H239ZM102 108V107H101ZM128 108V107H127ZM133 108V107H132ZM183 108V107H182ZM188 108V107H187ZM192 108V107H191ZM216 108V107H215ZM214 108V109H215ZM219 108V107H218ZM242 108V107H241ZM120 109H122V108H120ZM129 109V108H128ZM135 109V108H134ZM133 109V110H134ZM193 109H194V107H193ZM208 109V108H207ZM211 109H213V108H211ZM213 109V110H214ZM233 109V110H234ZM243 109V108H242ZM249 109V108H248ZM89 110V109H88ZM105 110V109H104ZM137 110V109H136ZM143 110H145V108L143 109ZM172 110V109H171ZM182 110V109H181ZM189 110H191V109H189ZM199 110H200V108H199ZM206 110V109H205ZM216 110V109H215ZM251 110V109H250ZM96 111V110H95ZM94 111V112H95ZM98 111V110H97ZM106 111V110H105ZM119 111H123V110H119ZM166 111V110H165ZM218 111V110H217ZM245 111H243V114H244V112ZM253 111V110H252ZM102 112V111H101ZM100 112V113H101ZM108 112H110V111H108ZM112 112V111H111ZM126 112V111H125ZM129 112V111H128ZM127 112V113H128ZM131 112V111H130ZM133 112H135V111H133ZM181 112V111H180ZM203 113H204V111H202ZM237 112V111H236ZM245 112V114L247 115V113ZM251 112V111H250ZM90 113H92V112H90ZM98 113V112H97ZM119 113V112H118ZM142 113V112H141ZM166 113V112H165ZM167 113H168V111H167ZM200 113V112H199ZM206 113V112H205ZM212 113V112H211ZM214 113V112H213ZM212 113V114H213ZM216 113V112H215ZM252 113H254V112H252ZM252 113H251V115H252ZM2 114V113H1ZM99 114V113H98ZM105 114V113H104ZM109 114V113H108ZM123 114V113H122ZM182 114V113H181ZM185 114V113H184ZM187 114H188V112H187ZM194 114V113H193ZM196 114V113H195ZM218 114V113H217ZM241 114V113H240ZM243 114H241V118H243ZM250 114V113H249ZM97 115V114H96ZM186 115V114H185ZM219 115V114H218ZM221 115V114H220ZM219 115V116H220ZM255 114H253V116H254ZM2 116V115H1ZM78 116H80L79 114H78ZM99 116V115H98ZM101 116V115H100ZM196 116H198L197 114H196ZM206 116V115H205ZM207 116H208V111H207ZM211 116V115H210ZM223 116V115H222ZM3 117H4V115H3ZM70 117V116H69ZM89 117V116H88ZM123 117V116H122ZM119 118V117H111V118H108V119H106V120H103V123H101V122H99V123H101V124H99L98 123V125H97V123L95 124L94 122V124L92 123V124H90V126H87V127H85V128H81V129H77L78 131L75 133V134H73V135H71L72 137H70L71 139L69 140V139H67V137H66V140L71 144V147L70 148H72L73 146L74 147H77V149H78V152H80V158L81 159H83L82 161L84 162V165H85V167H86V169L88 168V166H90V168H88V170L89 169H92L90 172L88 171V170H85V168H81L80 166L79 167H72V166H70V169L68 168V165L67 166H65L66 168H68L69 169V171H68V173H66L64 176H63V174H61V172H63V171H65V167L63 168V166H62V168L64 169V170H62V171H60L59 169H62V168H59L60 166L58 165V163L57 164H55V166L57 165V166H59L58 168H55V169H58L57 171L58 172H60L59 174L61 175V176H63L64 178H63V180H65V182H62V183H64V184H66V182H67V186L69 187L68 189H66L65 188V185L64 184H60L61 186H63L64 185V187L63 188H65V189H59V188H57V184L55 185V182H54V184L53 185H55L56 187H48V186H45L43 189H42V187L41 186H37L36 184H37V182H35L36 184H34V185H36V186H33L32 187V185L30 186V185H27L26 183H30L31 184V179L29 180V178L28 177H30V176H28L29 174H28V172H27V178H25L26 176H25V174L23 175V172L22 171H18L17 169H15V167H11V165H14L13 163H9L8 164V167L9 168H5L4 166V168L6 169V171H2L3 170V167H1V165H0V264H65L66 262V260L64 261V259H62L65 263H62V260L60 259V257L59 258H57L58 256H55L56 254H54V257L52 256H50L51 254L53 255V253L54 252H52L51 254H49L48 253V250L50 249H53V248H55L56 249V247L57 246H59V247H61L60 246V244L61 243H63V241H65V239L66 238H68V239H70L71 240V238H74V237H72V236H74L73 234H77V233H79V235H80V232L79 231H81V229H85L83 226H85V223L83 222L85 219H86V217L83 215V213H81V210H80V212H78V213H81L82 214V217H84L85 219L83 220L82 219V217H79V216H81V215H79L78 216V218H80V219H82V223H81V220L80 219H78V220H80V223L81 224H83L84 223V225H81L82 227H80V226H77L76 227V225L74 226V227H71V226H69V227H67V225L66 224H70L71 223V225H72V223H74V224H77V223H75V222H77V214L75 213V211L77 212V211H79V210H75L74 212H71L73 209H76V208H78V207H76V208H73V207H71V206H74V205H72V203L73 204H77L78 206H79V208L80 209H82V210H88L87 212H91V213H96V214H99L98 216L100 217L101 215L100 214H110V215H113L116 211H117V209L119 208V210H122V208H124V206L122 205V208L121 207H118L117 205H114V206H117V209H115L116 211L113 213V214H111L113 211H114V209H113V211L111 210L112 208H114L113 207V204L116 202V199L117 198H114V195H116L114 192H111L115 187H118L119 186V184H121V185H123L124 186V188L126 189V190H131V191H133L134 193H135V195H137V194H149V193H151V195L152 196H154V197H158V196H161L162 197V195H163V198L165 197L164 196V190H166V189H164V190H162L161 188L160 189H153V188H151L150 187V185H148L147 186V184H149V183H154L155 181H153L152 182V179L154 178V177H152V178H150V177H148L149 175L151 176V172H153L154 170H156V169H158L159 171H164V172H167V170L169 171L170 169L168 168V163H170L171 161H174V157H175V150L178 148H175L174 147V144L171 146V142L169 141L170 140V138H171V136H172V134H170L171 136H170V138H168V140L166 139V138H164V137H161L160 136V134L159 133H157V132H160V131H157L158 129H160V128H157V132L155 131V129L153 130L152 129V127H149L148 125H147V123H144L143 122V120H141V118L139 119L138 117H130V115H129V117H123V118ZM141 117V116H140ZM148 117V116H147ZM163 117V116H162ZM169 117V116H168ZM184 117V116H183ZM188 117V116H187ZM189 117H191V116H189ZM199 117V116H198ZM198 117L196 118V119H198ZM215 117V116H214ZM221 117V116H220ZM226 117V116H225ZM247 117H249V118H246V116H245V119H250V115L249 116H247ZM255 117V116H254ZM261 117V118H262ZM83 118V117H82ZM92 118V117H91ZM143 118V117H142ZM172 119H173V117H171ZM218 118V117H217ZM222 118V117H221ZM232 118V119H233ZM241 118H238L239 119V121L241 120H243V119H241ZM251 118H252V116H251ZM256 118H257V116H256ZM69 119V118H68ZM86 119H88V118H86ZM145 119V118H144ZM168 119V118H167ZM207 119V118H206ZM213 119V118H212ZM214 119H216V117L214 118ZM213 119V120H214ZM224 119H226V118H224ZM254 119V118H253ZM1 120V119H0ZM74 120V119H73ZM146 120V119H145ZM222 120H223V118L221 119V122H219L220 121V118L219 119H216V121H213V123L214 122H216L215 123V128H217V130H215L214 129V137L216 138V143H217V145H218V153L219 154H226L225 155V157H228V159H229V157H230V159L231 160H233V161H235L236 159L238 160V156H237V153H238V151H240V148L241 147H239L237 144H235V142H237V140H238V138L236 139V135H234L235 133H233V132H231L230 130L232 129V131H235L233 128H227V126L230 124V123H227L228 125H226L225 126V123L223 124L222 123ZM235 120V119H234ZM233 120V121H234ZM252 120V119H251ZM72 121V120H71ZM85 121V120H84ZM147 121V120H146ZM175 121H176V119H175ZM185 121V120H184ZM205 121V120H204ZM203 121V122H204ZM208 121H209V119H208ZM212 121V120H211ZM225 121V120H224ZM238 121V122H239ZM241 121L239 122L240 124H241ZM244 121V120H243ZM246 121V120H245ZM245 121H244V123H245ZM249 121V120H248ZM253 121V120H252ZM261 121V122H260ZM1 122V121H0ZM74 122V121H73ZM72 122V123H73ZM80 122V121H79ZM174 122V121H173ZM186 123L188 122V121H185ZM191 122V121H190ZM189 122V123H190ZM193 122V121H192ZM191 122V123H192ZM218 122V123H217ZM237 122V121H236ZM235 122V123H236ZM70 123V122H69ZM82 123V122H81ZM150 123H152V122H150ZM155 123V122H154ZM194 124H196L195 122H193ZM212 123V122H211ZM234 123V122H233ZM233 123H231V124H233ZM247 123V122H246ZM245 123V124H246ZM253 123V122H252ZM264 123V122H263ZM263 123L261 124V127L262 126H264L263 125ZM71 124V123H70ZM174 124V123H173ZM188 124V123H187ZM187 124H185V125H187ZM194 124H192V125H194ZM205 124H206V122H205ZM209 124V123H208ZM236 124H238V123H236ZM253 124H257V123H253ZM77 125V123L74 125V126H76ZM82 125V124H81ZM88 125V124H87ZM91 125H93V126H91ZM96 125V126H95ZM152 125V124H151ZM166 125V124H165ZM184 125V126H185ZM197 126H198V124H196ZM239 125V124H238ZM259 125V124H258ZM258 125L256 126V125H250L251 127H253V126H255V128L256 129H258L257 127H258ZM73 126V125H72ZM71 126V127H72ZM80 126V125H79ZM85 126V125H84ZM83 126V127H84ZM153 126V125H152ZM168 126V125H167ZM183 126V127H184ZM189 126V125H188ZM214 126V125H213ZM234 126H236L235 124H234ZM241 126H243V125H241ZM245 126V125H244ZM243 126V127H244ZM246 126H249V125H246ZM245 126V127H246ZM191 127H194V126H191ZM191 127H188V128H190V129H192ZM210 127H212V125L211 126H209V128ZM229 127H231V125L229 126ZM240 127V126H239ZM238 127V128H239ZM259 127H260V125H259ZM21 128V127H20ZM75 128V127H74ZM78 128V127H77ZM187 128V129H188ZM214 128V127H213ZM237 128V129H238ZM264 128V127H263ZM177 129H178V127H177ZM185 129H186V126H185ZM189 129V130H190ZM206 129V128H205ZM205 129H203L202 128V126H200V127H197L196 128V126L194 127V129H192V131H191V134H192V137H191V140L189 141L190 142V144H189V142L187 141V143L189 144V147H188V150H187V153H185V158H183L184 159V168H183V170H182V174H181V177H182V179H185L186 180V182L188 183L187 185L188 186H190L191 187V189L190 190H192V197L194 198V199H190V200H194L195 201V205H196V207L198 208L197 210H199V212H200V214L202 213V214H204V215H206V214H214V215H220L221 214V212H220V205H218L217 206V204H216V199H218L217 197H218V195L220 196V190H221V187H222V185H224L225 184V182L224 181H222L221 179H220V172L218 173V171H220L222 168H223V166H221L222 168L220 169V170H218L219 169V166H220V164L219 163H217V164H219V166L217 165V164H215L216 163V161H215V163H214V160L211 158V156H209L208 155V153H206V150H204V145H209V142H205V141H208L209 139H210V141L211 140H215V138L214 139H212V137H210L209 136V134L207 133V131L205 132ZM219 129H220V131H219ZM240 129V128H239ZM245 129V128H244ZM246 129H247V127H246ZM251 129V128H250ZM70 130V129H69ZM174 130H175V127H174ZM213 130V129H212ZM261 130H262V128H261ZM259 131V132H262V131ZM73 131V130H72ZM71 131V132H72ZM178 131V130H177ZM245 131V130H244ZM253 131V130H252ZM256 131V130H255ZM258 131V130H257ZM70 132V133H71ZM173 132H175V131H173ZM210 132H212V131H210ZM239 132H240V130H239ZM247 132V131H246ZM251 132V131H250ZM259 132H258V134H259ZM62 133V132H61ZM73 133H74V131H73ZM179 133V132H178ZM187 133V132H186ZM252 133V132H251ZM60 134V133H59ZM67 134H68V132H67ZM66 134V135H67ZM72 134V133H71ZM159 134V135H158ZM166 133H164V135H165ZM167 134H168V132H167ZM238 134V133H237ZM253 134H254V132H253ZM256 134V133H255ZM261 134V133H260ZM259 134V135H260ZM62 135V134H61ZM70 135V134H69ZM262 135V134H261ZM186 136V135H185ZM263 136V135H262ZM178 137H180V136H178ZM181 137H182V135H181ZM180 137V138H181ZM189 137V136H188ZM188 137H187V139H188ZM239 137V136H238ZM243 137V136H242ZM63 138V137H62ZM241 138V137H240ZM246 138V137H245ZM256 138V137H255ZM173 139V138H172ZM236 139V140H235ZM264 139V138H263ZM189 140V139H188ZM226 140H228V142L230 143V141L233 143L231 146L229 145H227V144H225L224 142L226 141ZM255 140V139H254ZM172 141V140H171ZM183 141V140H182ZM54 142V141H53ZM61 142H62V140H61ZM170 142V143H169ZM215 142V141H214ZM227 142V143H228ZM245 142V141H244ZM244 142H243V144H244ZM252 142V141H251ZM24 143V142H23ZM47 143V142H46ZM48 143H49V141H48ZM66 144H67V142H65ZM187 143H185V144H187ZM206 143V144H205ZM213 143V142H212ZM51 144V143H50ZM58 144V143H57ZM60 144V143H59ZM70 144H69V146H70ZM140 144H144L145 146H142V147H140L139 145ZM175 144H176V142H175ZM211 144V143H210ZM219 144H221V145H219ZM231 144V143H230ZM245 144H246V142H245ZM252 144V143H251ZM250 144V145H251ZM253 144H257V141L256 142H253ZM48 145V144H47ZM52 145V144H51ZM50 145V146H51ZM211 145H213V144H211ZM216 144H214V147L215 146H217ZM242 145V144H241ZM246 145H248V144H246ZM246 145H244L245 146V148L246 147H248V146H246ZM49 146V145H48ZM49 146V147H50ZM63 146V145H62ZM64 146H65V144H64ZM68 146V147H69ZM188 146V145H187ZM223 148H222V147ZM244 146H242L243 148H244ZM39 147V146H38ZM186 147V146H185ZM206 148H208L207 146H205ZM209 147H213V146H209ZM213 147V148H214ZM251 147L252 148H254L252 145H251ZM250 147V148H251ZM262 147V146H261ZM264 147V146H263ZM41 148V147H40ZM64 148H66V147H64ZM69 148V149H70ZM187 148V147H186ZM205 148V149H206ZM212 148V149H213ZM243 148H242V150H243ZM258 148V147H257ZM45 149V148H44ZM50 149V148H49ZM49 149H47V150H49ZM51 149H52V147H51ZM50 149V150H51ZM74 148H72V150H73ZM76 149V148H75ZM75 149H74V151H75ZM183 149V148H182ZM211 149V150H212ZM217 149V148H216ZM259 149V148H258ZM257 149V150H258ZM261 149H263V148H261ZM55 150H57V149H55ZM65 150V149H64ZM71 150V151H72ZM178 150V149H177ZM176 150V151H177ZM179 150H180V148H179ZM178 150V151H179ZM208 150H209V148H208ZM257 150H255V152L257 151ZM22 151H23V149H22ZM27 151V150H26ZM30 151V150H29ZM28 151V152H29ZM44 151V150H43ZM42 151V152H43ZM59 151H60V149H59ZM61 151H62V149H61ZM67 153H68V149L66 148V150H65ZM177 151V154L178 153H181V152H178ZM181 151V150H180ZM210 151V150H209ZM214 151V150H213ZM27 152V153H28ZM34 152V151H33ZM32 152V153H33ZM37 152V151H36ZM39 152H41V151H39ZM70 152V151H69ZM182 152H184V151H182ZM215 152H216V150H215ZM241 152V151H240ZM247 152H250V151H247ZM253 152V151H252ZM9 153V152H8ZM11 153V152H10ZM12 153H13V151H12ZM12 153L10 154V156H12ZM46 153V152H45ZM73 153V152H72ZM75 153V152H74ZM246 153V152H245ZM13 154H15V153H13ZM23 154H24V152H23ZM23 154H21V155H23ZM71 154V153H70ZM75 154H77V153H75ZM218 154V155H219ZM239 154H241V153H239ZM244 154V153H243ZM260 154V153H259ZM258 154V155H259ZM29 155H30V153H29ZM40 155V154H39ZM58 155V154H57ZM68 155H69V153H68ZM67 155V156H68ZM73 154H71L70 155V158H71V156H72ZM179 155V154H178ZM177 155V156H178ZM181 155V154H180ZM183 155H184V153H183ZM223 155V156H224ZM251 154L249 153V155L247 156L246 155V159H247V157H249ZM255 155V154H254ZM261 155V154H260ZM259 155V156H260ZM263 155V154H262ZM261 155V156H262ZM74 156V155H73ZM72 156V157H73ZM77 157H79L78 155H76ZM219 156H221V155H219ZM258 156V157H259ZM260 156V157H261ZM7 157V156H6ZM9 157V156H8ZM22 157V156H21ZM23 157H24V155H23ZM32 157H34V156H32ZM32 157H30V158H32ZM69 157V156H68ZM68 157H66V158H68ZM75 157V156H74ZM77 157H75L74 158V161H76V158ZM122 157H127V164H125L123 161H122ZM224 157V158H225ZM235 157H237L236 159H234ZM252 157H253V153H252ZM258 157H257V159H258ZM259 157V158H260ZM3 158V157H2ZM27 158V157H26ZM36 158V157H35ZM51 158H52V156H51ZM178 158V157H177ZM179 158H180V156H179ZM223 158V159H224ZM250 158V157H249ZM263 158V157H262ZM6 159V158H5ZM29 159V158H28ZM53 159V158H52ZM51 159V160H52ZM69 159V158H68ZM77 159H79V158H77ZM222 159V158H221ZM220 159V162H222V163H224V161H226V160H221ZM240 159H242V158H240ZM239 159V160H240ZM253 159V158H252ZM255 159V158H254ZM71 160H73V158L71 159ZM2 161V160H1ZM40 161V160H39ZM67 161V160H66ZM65 161V162H66ZM82 161H78V162H81L82 163ZM232 161V162H233ZM245 161V160H244ZM254 161V160H253ZM255 161H258V160H255ZM254 161V162H255ZM4 162V161H3ZM25 162V161H24ZM28 162V161H27ZM36 162V161H35ZM51 162H53V161H51ZM50 162V163H51ZM67 162H69V161H67ZM175 162H177V160L175 161ZM174 162V163H175ZM179 162V161H178ZM241 162H243V160L241 161ZM246 163H244V165L245 164H247L248 162H250V160L248 161V160H246L245 161ZM253 162V163H254ZM1 163V162H0ZM31 163V162H30ZM37 163V162H36ZM53 163H55V162H53ZM71 163H73V161H70V164ZM75 163V162H74ZM73 163V164H74ZM78 164V165H83V163L82 164ZM240 162L238 161V164H239ZM4 164V163H3ZM19 164V163H18ZM66 164H69V163H66ZM128 164H131V166H129ZM172 164V166H173V162L171 163ZM226 164H227V162H226ZM229 164V163H228ZM227 164V165H228ZM231 164V163H230ZM234 164H236V163H234ZM252 164V163H251ZM255 164V163H254ZM5 165V164H4ZM23 165V164H22ZM28 165H29V162H28ZM32 165V164H31ZM30 165V166H31ZM41 165V164H40ZM52 165H54V164H52ZM61 165V164H60ZM63 165V164H62ZM74 165H76V164H74ZM135 165H138L139 167H136ZM225 165V164H224ZM232 165V164H231ZM240 165V164H239ZM256 165H258L257 163H256ZM7 166V165H6ZM19 166V165H18ZM24 166H27V165H24ZM47 166H48V164H47ZM50 166H51V164H50ZM54 166V167H55ZM56 166V167H57ZM130 167V168H128L127 169V167ZM133 166V167H132ZM140 166H146V167H151V166H153L154 168H156V169H154V170H150V172H148L146 169V175L144 174V176H140V174L142 173V169H140V174L138 175V172L139 171H137L139 168H141ZM174 166H176L175 164H174ZM253 166H255V165H253ZM263 166V165H262ZM34 167V166H33ZM38 167H40V166H38ZM42 167L43 168H46V167H44V165H42ZM53 166H51L50 168H52ZM53 167V168H54ZM104 167H107V168H109L110 169V171L108 172V174H105L107 171H106V169L104 170L105 172H102L103 171V168ZM146 167H144V168H146ZM171 167V166H170ZM237 167V166H236ZM245 167V166H244ZM257 167V166H256ZM28 168V167H27ZM143 168V167H142ZM143 168V169H144ZM147 168V169H148ZM231 168H233V166L231 167ZM251 168V167H250ZM253 168V167H252ZM261 168H263V167H261ZM21 169V168H20ZM36 169H37V167H36ZM47 169V168H46ZM137 169V170H136ZM171 169H172V167H171ZM225 169V168H224ZM223 169V170H224ZM234 169V168H233ZM247 169V168H246ZM25 170V169H24ZM53 170V169H52ZM49 171V172H51V174H52V172H54L55 173V171L56 170H54V171ZM142 170V171H141ZM157 170V171H158ZM229 170H230V168H229ZM235 170V169H234ZM46 171V170H45ZM44 171V172H45ZM56 171V172H57ZM156 171V172H157ZM158 171V172H159ZM226 171V170H225ZM233 171V170H232ZM237 171V170H236ZM244 171H245V169H244ZM243 171V172H244ZM250 171V170H249ZM263 171V170H262ZM30 172V171H29ZM57 172V173H58ZM147 172L148 173H151V174H149L148 176H147ZM170 172V171H169ZM224 172V171H223ZM242 172V173H243ZM251 172V171H250ZM253 172V171H252ZM37 173V172H36ZM65 173V172H64ZM229 173V172H228ZM227 173V174H228ZM235 173V172H234ZM233 173V174H234ZM238 173V172H237ZM260 173H262V172H260ZM31 174V173H30ZM34 174H35V172H34ZM41 174V173H40ZM47 174V173H46ZM50 174V175H51ZM156 174H162V173H156ZM170 174V173H169ZM230 174H232V172L230 173ZM246 174V173H245ZM256 174V173H255ZM44 175V174H43ZM56 175V174H55ZM59 175V176H60ZM142 175V174H141ZM153 175V174H152ZM159 175H156V176H159ZM162 175H164V174H162ZM236 175V174H235ZM251 175V174H250ZM259 175V174H258ZM45 176V175H44ZM43 176V177H44ZM57 176H58V174H57ZM60 176V177H61ZM154 176V175H153ZM155 176V177H156ZM164 176H166V175H164ZM173 176V175H172ZM232 176V175H231ZM262 176V175H261ZM264 176V175H263ZM39 177V176H38ZM47 177H48V175H47ZM49 177H51V176H49ZM53 177V176H52ZM181 177H180V179H181ZM238 177V176H237ZM240 177H241V174H240ZM247 177V176H246ZM258 177V176H257ZM34 178V177H33ZM55 178H57V177H54L53 179H55ZM129 178H133V179H140L141 181H139L138 183H139V186H136V185H134V184H131L128 180H129ZM162 178V177H161ZM224 178V177H223ZM222 178V179H223ZM228 178V177H227ZM245 178V177H244ZM35 179V178H34ZM59 178H57V180H58ZM128 179V180H127ZM159 179V178H158ZM179 179V180H180ZM238 179V178H237ZM237 179H235L236 181H237ZM253 179V178H252ZM31 181V182H29V181ZM45 180V179H44ZM51 180H52V178H51ZM50 180V181H51ZM155 180V179H154ZM161 180V179H160ZM164 180H166V177L164 178ZM164 180H162L163 182H164ZM167 180H168V184H169V181H172V180H169L168 179V177H167ZM178 180V181H179ZM224 180V179H223ZM239 181L237 182V184L240 186V184H241V182H240V180H243V179H238ZM246 180H247V178H246ZM7 181H9V184H8V182ZM28 181V182H27ZM53 181V180H52ZM61 181H62V177H61ZM60 181V179L57 181L58 183H60L61 182ZM130 181H132L131 179H130ZM135 181V183H136V181L137 180H133L132 182H134ZM161 181V182H162ZM231 181V180H230ZM255 181V180H254ZM253 181V182H254ZM10 186L11 184L10 183H12L13 184V187L15 188V189H12V191L14 192L13 194L10 192V193H8V190H6L4 187H6L7 186V184ZM19 182V184H16V183H18ZM39 182H40V180H39ZM38 182V183H39ZM45 182H46V180H45ZM157 182H158V180H157ZM157 182H155V183H157ZM173 182V181H172ZM186 182L184 183V181L182 180V183H184V184H186ZM233 182V181H232ZM235 182V181H234ZM256 182V181H255ZM259 182H260V179H259ZM33 183V182H32ZM147 183V184H146ZM165 183V182H164ZM178 183V182H177ZM227 183V182H226ZM229 183V182H228ZM3 184L4 185H6V186H4V187H2L3 186ZM24 184V185H23ZM159 184H160V181H159ZM171 184V183H170ZM172 184H174V182L172 183ZM179 184V183H178ZM183 184V185H184ZM231 184V183H230ZM233 184V183H232ZM231 184V185H232ZM236 184V183H235ZM257 184V183H256ZM262 184V183H261ZM39 185V184H38ZM41 185V184H40ZM46 185H47V183H46ZM48 185H50V184H48ZM59 185V186H60ZM154 185L155 184H152V186L154 187ZM157 185V184H156ZM177 185V184H176ZM237 185V186H238ZM245 185H246V183H245ZM245 185H241V186H243V188H244V186ZM249 185V184H248ZM71 186V187H70ZM171 186V185H170ZM169 186V187H170ZM185 186V185H184ZM234 186V185H233ZM250 186V185H249ZM47 187V188H46ZM157 187V186H156ZM172 187V186H171ZM178 187V186H177ZM189 187V188H190ZM224 187V186H223ZM247 187V185L245 186V188ZM251 187V186H250ZM2 188H4L5 190H3ZM165 188H167V187H165ZM185 188V187H184ZM188 188V187H187ZM226 188V187H225ZM235 188V187H234ZM244 188V189H245ZM110 189H112V190H110ZM174 189V188H173ZM249 189V188H248ZM251 189V188H250ZM175 190V189H174ZM178 190V189H177ZM181 190V189H180ZM185 190H187V192H188V189H185ZM189 190V192H191ZM223 190V189H222ZM234 190V189H233ZM237 190V189H236ZM254 190V189H253ZM9 191H10V189H9ZM171 191V190H170ZM231 191V190H230ZM250 191V190H249ZM249 191H248V193H249ZM264 191V190H263ZM263 191H260V192H263ZM172 192V191H171ZM186 192V193H187ZM224 192V191H223ZM226 192V191H225ZM232 192V191H231ZM256 192V191H255ZM177 193V192H176ZM184 193V192H183ZM222 193V192H221ZM227 193H229V192H227ZM250 193H251V191H250ZM259 193V192H258ZM257 193V194H258ZM112 194H113V198L115 199V202L114 203H112ZM166 194H167V192H166ZM172 194V193H171ZM174 194V193H173ZM189 194V193H188ZM233 194V193H232ZM236 194V193H235ZM246 194H247V192H246ZM180 195V194H179ZM187 195V194H186ZM224 195H226V194H224ZM248 195V194H247ZM251 195H253V194H251ZM264 195V194H263ZM262 195V196H263ZM40 196H42V199H40ZM250 196V195H249ZM29 197V199L30 200H32L33 201V203L32 202H28L29 203V205H25V201H26V199ZM117 197V196H116ZM118 197H120V196H118ZM170 197V196H169ZM189 197H190V195H189ZM221 197H223V196H221ZM226 197V196H225ZM246 197H248V196H246ZM255 197V196H254ZM264 197V196H263ZM68 199V200H70V202H71V199L70 198H72L73 200V202L71 203V208H73L71 211H67V210H70V209H68V207H65V208H67V209H63L62 207H64V205L61 207L60 206V202H61V200L62 199ZM121 198V197H120ZM230 197H229V195H228V198L227 199H229ZM241 198V197H240ZM245 198V197H244ZM249 198V197H248ZM24 199H25V201H24ZM28 199V200H29ZM67 199H66V205H67V203H69L70 204V202L68 201L67 202ZM119 199V198H118ZM227 199L226 200H224V202L225 201H227ZM247 199V198H246ZM253 199H255V198H253L252 196H251V199L250 200H253ZM123 200L124 199H120V201H122L123 202ZM219 200H221L222 201V199L219 197V199H218V203H219ZM241 200H242V198H241ZM110 201H111V203H110ZM120 201L118 200L117 202L118 203H120ZM183 201H185V200H183ZM187 201V200H186ZM220 201V202H221ZM243 201V200H242ZM249 201V200H248ZM116 202V203H117ZM127 202V204H129V203H131V201H129V203H128V201L126 200L125 201V203ZM136 202V201H135ZM223 202V201H222ZM230 202V201H229ZM228 202V203H229ZM31 203L33 204V206L31 205ZM109 203H110V206L112 205V208L109 206ZM115 203V204H116ZM134 203V202H133ZM132 203V204H133ZM244 203V202H243ZM248 203V202H247ZM247 203H246V205H247ZM253 203H254V201H253ZM27 204V203H26ZM121 204H123V203H121ZM127 204H125V210L127 209H129V210H131V209H133V206H130V204H129V207H132V208H126V205ZM157 204V203H156ZM261 204H263V203H261ZM260 204V202H259V204L258 205H261ZM61 205H62V202H61ZM65 205V206H66ZM76 205V206H77ZM136 205H137V203H136ZM149 206L151 205V204H148ZM154 205V204H153ZM159 205V204H158ZM222 205V204H221ZM230 205V204H229ZM252 205V204H251ZM254 205V204H253ZM67 206H69V205H67ZM188 206V205H187ZM192 206V205H191ZM226 206V205H225ZM224 206V207H225ZM250 206V205H249ZM262 206V205H261ZM75 207V206H74ZM134 207H136L135 205H134ZM138 207H140V206H138ZM137 207V209H142L143 210V208H138ZM143 207V206H142ZM146 207V206H145ZM152 207V206H151ZM156 207H157V205H156ZM184 207V206H183ZM226 207H228V206H226ZM247 207V206H246ZM116 208V207H115ZM121 208V209H120ZM147 208H148V206H147ZM154 208H155V206H153V210H154ZM192 207H190V209H191ZM257 208H259V207H257ZM18 209H20L21 211V213L20 214H24V217H26V218H22V219H19L18 217H17V213H19L18 212ZM136 209V210H137ZM151 210H152V208H150ZM223 209H225V208H223ZM260 210H258V211H261V208H259ZM124 210V209H123ZM134 210V209H133ZM144 210H146V209H144ZM155 210H156V208H155ZM187 210V209H186ZM193 210V209H192ZM195 210V209H194ZM17 213H16V212ZM112 211V212H111ZM139 211V210H138ZM146 211H148V210H146ZM182 211V210H181ZM225 211V210H224ZM227 211V210H226ZM255 211H257V210H255ZM263 211V210H262ZM86 212V211H85ZM119 212V217H120V211H118ZM129 212V211H128ZM127 212V213H128ZM133 212V211H132ZM142 211H140V212H138V214L136 215V216H138V215H140L141 216V213ZM177 212V211H176ZM189 212H190V210H189ZM191 212H194V211H191ZM195 212H197L198 213V211H195ZM39 213H43L42 215H47L49 218L51 217V219H54V220H61L60 219V217H62L63 218V216H64V218L63 219H65V225L64 224H62V225H64V227L66 226V228H63L62 227V225H61V221H64L63 219L58 223V225H52V223L51 224H49V223H45V222H41V223H39L38 221H36L37 220V218H38V216H36V214L37 215H40ZM66 213H69V214H72V216L74 217L73 219H75L76 221H74V220H72V218H71V216H69V214H66ZM91 213H89V214H91ZM93 213V214H94ZM117 213V212H116ZM124 213V212H123ZM123 213H121V214H123ZM130 213H131V211H130ZM137 212H134V215L136 214ZM140 213V214H139ZM146 213V212H145ZM145 213H144V215H145ZM150 213L151 212H149V213H147V214H149L150 215ZM154 213V212H153ZM181 213V212H180ZM20 214H18V215H20ZM65 214L66 215H68V216H65ZM73 214H76V217H75V215H73ZM85 214V213H84ZM108 214V218H107V215L105 216V218H107V219H109V215ZM133 214V213H132ZM152 214V213H151ZM191 214V213H190ZM222 214H225V213H222ZM86 215H87V213H86ZM95 215V214H94ZM127 214L125 213L124 214V216H126ZM129 215V214H128ZM128 215L126 216V218H128ZM155 215V214H154ZM187 215H188V213H187ZM46 216V219H48V217ZM91 215H89V216H87V218L88 217H90ZM96 216V215H95ZM113 216H117V215H113ZM129 216H131V215H129ZM151 216V215H150ZM20 217V216H19ZM57 217L59 218V219H57ZM92 218H93V215L91 216ZM97 217V216H96ZM103 217V216H102ZM101 217V218H102ZM118 217V216H117ZM131 217H133V218H138L137 220H139V217H134V216H131ZM145 217V216H144ZM155 217V216H154ZM39 218H42V217H40L39 216ZM45 218V217H44ZM71 218V219H70ZM101 218L100 219H98V221L100 220V222L102 221L101 220ZM105 218H102L103 220H105V224H106V221H112V220H106ZM110 218H111V216H110ZM113 218V217H112ZM115 218V217H114ZM142 218V217H141ZM141 218H140V220H141ZM173 218V217H172ZM175 218V217H174ZM26 219V220H25ZM51 219H49L50 221L49 222H51ZM88 219H90V218H88ZM87 219V221H90L91 222V224H92V226H93V223H92V219H90V220H88ZM95 219H97V218H95ZM116 219H122L123 220V217L121 216L120 218H116ZM115 219V220H116ZM135 219H133V220H135ZM164 219H167L166 217L164 218ZM41 220H43V219H41ZM45 220V219H44ZM115 220H113L112 222H114ZM145 220V219H144ZM148 220V219H147ZM150 220V219H149ZM169 220V219H168ZM48 221V220H47ZM117 221V220H116ZM125 222H126V224H131V223H133V222H135V221H133V222H131L130 221V219H129V222L127 223V221H126V219L124 220ZM124 221H122V223H124ZM173 221V220H172ZM34 222V223H33ZM53 222V221H52ZM55 222V221H54ZM54 222H53V224H54ZM79 222V221H78ZM85 222H86V220H85ZM90 222H87V224L88 223H90ZM94 222V221H93ZM97 222V221H96ZM103 222V221H102ZM101 222V223H102ZM42 223H44V224H46L44 227H43V229L41 228L40 230L37 228V227H39V226H37V224L38 225H41ZM55 223H57V222H55ZM95 223V222H94ZM110 223V222H109ZM116 223V222H115ZM43 224V225H44ZM79 224V223H78ZM77 224V225H78ZM98 224H99V222H98ZM108 224V223H107ZM119 224H121V223H119ZM136 224V225H135ZM138 223H133V224H131L132 226H137V227H139L138 225H137ZM43 225H41V226H43ZM59 225H61V228L59 227ZM104 225V224H103ZM122 225V224H121ZM125 225V224H124ZM123 225V226H124ZM130 225V226H131ZM140 225V224H139ZM96 226V223H95V225H94V227ZM98 226V225H97ZM96 226V227H97ZM108 226H110V225H108ZM115 226V225H114ZM113 226V227H114ZM123 226H121L122 228H123V231H125V230H127V229H125V227H123ZM126 226V225H125ZM88 227V226H87ZM90 227V226H89ZM88 227V228H89ZM93 228V232H95L94 234H98V232H97V228L99 227H97V228ZM104 227V226H103ZM128 227V226H127ZM137 227H136V229H137ZM140 227H141V225H140ZM63 228V229H62ZM108 228V227H107ZM116 228V227H115ZM117 228H119L118 226H117ZM122 228H119V229H122ZM129 228V227H128ZM131 228V227H130ZM133 228V227H132ZM144 228V227H143ZM77 229H79V231H76ZM91 229V228H90ZM89 229V230H90ZM94 229H95V231H94ZM125 229V230H124ZM139 229V228H138ZM137 229V230H138ZM85 230H88V229H85ZM100 230V228H98V231ZM130 230V229H129ZM128 230V231H129ZM136 230V231H137ZM92 231L90 232V233H92ZM117 231V230H116ZM123 231H119V232H123ZM139 231V230H138ZM138 231L136 232V233H138ZM142 231V230H141ZM85 232V231H84ZM83 231H81V236H83V238H85L87 235H86V233H84ZM89 232H87V233H89ZM100 234H101V232H99ZM135 233V232H134ZM141 233V232H140ZM139 233V234H140ZM143 233V232H142ZM100 234H98V236L100 235ZM113 234V233H112ZM124 234V233H123ZM126 234V233H125ZM132 234V233H131ZM78 235V234H77ZM86 235V236H85ZM90 237L91 236H93V235H90V234H88ZM120 235V234H119ZM144 235V234H143ZM146 235V234H145ZM145 235H144V237H145ZM85 236V237H84ZM87 237V238H89L90 239V237ZM95 236V235H94ZM93 236V238H95L96 239V237H94ZM123 236V235H122ZM133 236H134V234H133ZM77 237H79V236H77ZM136 237H137V235H136ZM151 237V236H150ZM158 237V236H157ZM76 238V237H75ZM93 238H92V240H93ZM100 238V237H99ZM99 238H98V240H99ZM129 238H130V235H129ZM134 238V237H133ZM138 238H139V236H138ZM141 238V237H140ZM143 238V237H142ZM79 239H81V238H78V240L77 239H73L74 241H79ZM86 239V238H85ZM89 239H87L88 241H89ZM119 239V238H118ZM124 239V238H123ZM126 239V238H125ZM149 239V238H148ZM154 239H156L155 237H154ZM84 239H82V242H84L83 241ZM86 240V241H87ZM97 240V239H96ZM142 240V239H141ZM69 241V240H68ZM131 241V240H130ZM129 241V242H130ZM137 241V240H136ZM136 241H134V242H136ZM67 242V241H66ZM80 242H81V240H80ZM79 242V243H80ZM90 242H91V240H90ZM90 242H89V244H90ZM94 243L95 242H97V241H93ZM99 242V241H98ZM97 242V243H98ZM122 242V241H121ZM125 242V241H124ZM140 242V241H139ZM138 242V243H139ZM153 242V241H152ZM68 243V242H67ZM77 242H75V244H76ZM86 243V242H85ZM85 243H83V244H85ZM148 243V242H147ZM146 243V244H147ZM150 243V242H149ZM78 244V243H77ZM76 244V245H77ZM87 244H88V242H87ZM88 244V245H89ZM140 244V243H139ZM82 245V244H81ZM95 245V244H94ZM125 245V244H124ZM141 245H143V244H141ZM144 245H145V243H144ZM65 246H66V244H65ZM65 246H63V248H65ZM69 246V245H68ZM133 246V245H132ZM136 246V245H135ZM148 245H146V247H147ZM124 247V246H123ZM142 247V246H141ZM144 247V246H143ZM67 248V247H66ZM75 248V247H74ZM133 248V247H132ZM139 248H140V246H139ZM73 249V248H72ZM84 249V248H83ZM92 249V248H91ZM125 249V248H124ZM129 249V248H128ZM50 250H49V252H50ZM64 250V249H63ZM69 250V249H68ZM85 250V249H84ZM125 250H127V249H125ZM138 250V249H137ZM142 250V249H141ZM145 250V249H144ZM155 250V249H154ZM59 251V250H58ZM62 251V250H61ZM71 251V250H70ZM81 251V250H80ZM80 251H78V252H80ZM83 251V250H82ZM81 251V252H82ZM123 251V250H122ZM134 251V250H133ZM156 251V250H155ZM69 252V251H68ZM93 252V251H92ZM152 252V251H151ZM159 252V251H158ZM83 253V252H82ZM86 253H88V252H86ZM90 253V252H89ZM127 253H128V251H127ZM150 253V252H149ZM49 254V255H48ZM96 254V253H95ZM98 254V253H97ZM104 254V253H103ZM130 254V253H129ZM135 254V253H134ZM145 254V253H144ZM93 255V254H92ZM101 255H102V253H101ZM116 255V254H115ZM136 255V254H135ZM161 255V254H160ZM70 256V255H69ZM87 256V255H86ZM130 256V255H129ZM134 256V255H133ZM152 256V255H151ZM151 256H149V257H151ZM159 256V255H158ZM63 257V256H62ZM61 257V258H62ZM79 257V256H78ZM77 257V258H78ZM95 257V256H94ZM103 257V256H102ZM124 257V256H123ZM127 257V256H126ZM154 257H156V256H154ZM105 258V257H104ZM113 258H114V256H113ZM118 258V257H117ZM116 258V256H115V259H117ZM121 258H122V256H121ZM132 258V257H131ZM143 258V257H142ZM145 258V257H144ZM152 258H153V256H152ZM72 259H74V258H72ZM72 259H70V260H72ZM83 259V258H82ZM114 259V260H115ZM130 259V258H129ZM133 259V258H132ZM159 259H160V257H159ZM231 259V258H230ZM96 261L98 260V259H95ZM94 259H93V261H95ZM109 260V259H108ZM107 260V261H108ZM120 260V259H119ZM72 261H75L76 262V260L74 259V260H72ZM85 261V260H84ZM133 261V260H132ZM149 261V260H148ZM160 261V260H159ZM227 261V260H226ZM61 262V263H60ZM131 262V261H130ZM155 262H157V261H155ZM225 262V261H224ZM228 262V261H227ZM226 262V263H227ZM88 263H89V261H88ZM102 263V262H101ZM113 263H115L114 261H113ZM125 263V262H124ZM127 263V262H126ZM225 263V264H226ZM68 264V263H67ZM76 264V263H75ZM83 264V263H82ZM119 264V263H118ZM132 264V263H131ZM154 264V263H153ZM224 264V263H223Z\"/></svg>",
	"mask_w": 264,
	"mask_h": 264
}]
</instances>
